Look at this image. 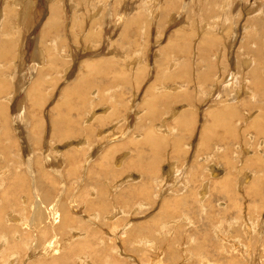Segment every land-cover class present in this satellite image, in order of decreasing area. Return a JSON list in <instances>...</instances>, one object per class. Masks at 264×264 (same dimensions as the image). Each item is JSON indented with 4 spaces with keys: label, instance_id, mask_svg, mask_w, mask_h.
I'll use <instances>...</instances> for the list:
<instances>
[{
    "label": "bare ground",
    "instance_id": "obj_1",
    "mask_svg": "<svg viewBox=\"0 0 264 264\" xmlns=\"http://www.w3.org/2000/svg\"><path fill=\"white\" fill-rule=\"evenodd\" d=\"M41 1V0H40ZM50 1V0H49ZM48 0H46V3L48 4V2H49ZM55 1V0H54ZM65 1V0H64ZM116 1V0H115ZM120 1H122V0H120ZM147 1V0H146ZM149 1H152L153 2V0H149ZM157 1H159V3H163L165 6H166V3H168V6L167 7H169L175 0H162V1H160V0H155L154 2H157ZM168 1V2H167ZM198 2H199V0H197ZM235 1V0H234ZM233 1V2H234ZM237 1V6L238 5H240L239 3H238V0H236ZM242 1V0H241ZM244 1V0H243ZM1 2H2V0H0V95L1 94H3V93H5L7 90H8V83H6L7 81L5 80V79H3V76H2V74H3V72L5 71L4 69H5V66H6V64L7 63H9V62H12V60H11V58H13V60H15V58L17 57L18 58V60L19 61H15V64L13 65V66H16L17 68L18 67H20L21 66V64H23L24 62H25V60H28V59H30V61L32 62V65H31V68H32V70H31V72L30 73H27V74H25V71L23 72V71H21V77H19V80H20V82H18L19 84H20V88H26V87H28L29 86V81L31 80V77H30V75H33L34 73L33 72H36L37 74H36V76H35V78H33L32 80H34L33 82H32V84L30 85V88H26V91H27V93H28V99L30 100V102L32 103V107L34 108V110L37 112V110L38 109H40L39 107H41V108H43V107H45L46 106V102H47V99H46V95H45V90H43V89H45V84H48V80H47V77L45 76L46 74L45 73H53L54 71H56V70H54V69H56V68H58V69H62V70H64L65 69V72L67 73V75L69 76L70 75V72L72 71L71 69H73V68H71V67H74V66H72V65H74L73 64V62H68V60L70 61V60H73V59H71V58H67V57H63V58H67V59H65V61H67L68 62V64H58V63H67V62H65L64 60H61L60 59V57L58 56V55H56V56H54V57H52L53 55V51L51 52V51H49L48 49V51L49 52H51L50 54L51 55H49V53H48V55L49 56H47V53L44 51V49L41 47L42 46V44H40V43H43L45 40H46V36H49L50 35V32H54L55 31V33L53 34L52 33V35H58V37H59V33H58V31H57V29L59 28V26H61V23H62V6H59V4L57 5V4H55V3H49L48 4V6H47V8H48V12H47V10L46 9H42V6H39L38 4H37V2L36 1H34V0H5L3 3H4V5L3 4H1ZM45 2V1H44ZM67 2V1H66ZM84 2H86V1H84ZM103 2V1H102ZM101 2V3H102ZM112 2H114V1H112ZM118 2V1H117ZM125 2V1H124ZM124 2L122 1V3L124 4ZM132 2H133V0H132ZM131 2V3H132ZM140 2V1H139ZM176 2V1H175ZM196 2V1H195ZM229 1L228 0H225L224 1V4H227ZM231 2H232V0H231ZM240 2V1H239ZM258 2H260V1H258ZM41 3V2H40ZM116 3V2H115ZM141 3V2H140ZM242 3V2H241ZM76 4V3H75ZM89 4V3H88ZM98 4H99V2H98ZM138 4V3H137ZM146 4V3H145ZM179 4V3H178ZM230 4V3H229ZM232 5H233V3H231ZM260 5L259 6H257V9H255V11H253V12H251L250 10L248 11L249 13H250V16L245 20V22L244 23H242V25H241V27L239 28L240 30H242V32H240V34H242V38H241V40H239L240 41V46L238 47V49L235 47V50L237 49V51H235V52H233L234 53V55H235V57H234V55H232V57H234L235 59H234V61H233V66H235V70L233 69V70H231V76H229L228 74L226 75V79H227V77L229 78L228 80H226L227 81V83L228 84H226L225 86H232V87H234V88H232L233 90L228 94V96H225V94H226V91H225V94H221V92L219 91L218 92V87H220L223 83L220 81H211L212 80V78H211V82H213V87H215V88H213V87H211V92H205L204 93V90H203V88L202 87H200V86H198V85H196L197 86V90L198 91H196V94H198L199 92L201 93V94H203V95H206L207 93L209 94V97H208V95H207V98H206V101H208V102H211V104L208 106V108H207V110H206V112L204 111V113H207V112H209V114L207 115L208 117H210L211 118V122H213V123H211V124H209V125H207L205 122H207V120H205L206 119V116H205V114H204V123H203V125H202V128H201V133H200V141H202L201 143H200V141H199V146H200V144H201V146H200V151H199V146L198 145H196L195 143V145L196 146H194L193 144V146H194V153H195V156L198 154H200V152L202 151V147H204V146H206V145H208V146H210V144L212 143V139L213 138H209V137H215L214 135H210L208 132L209 131H211V129H213V127H215V126H217V125H219V124H221V122H224L222 125H225L222 129H224L225 127H227L225 130H228V131H230L231 133L230 134H232V136L234 137L236 134H237V130H238V126H248L249 125V127L253 130V131H259L260 132V134L262 135V136H264V48H263V45H264V40H261L262 38L264 39V37H263V34H264V0H262L260 3H259ZM72 5V4H71ZM73 5H74V2H73ZM72 5V6H73ZM79 5H80V3H79ZM82 5V4H81ZM105 5V4H104ZM119 5H121V3L119 4ZM156 5V4H155ZM180 5V4H179ZM76 6V5H75ZM98 6H101L102 7V4L100 5H98ZM108 6V5H107ZM110 6V5H109ZM115 6H118V5H115ZM114 5H113V7L114 8H116ZM122 6V5H121ZM135 6H137L136 4H135ZM145 6V5H144ZM157 6V5H156ZM164 6V7H165ZM195 6H197V3H196V5ZM214 6V5H213ZM212 6V7H213ZM227 6H228V4H227ZM241 6V5H240ZM239 6V7H240ZM101 7H97L98 9H100ZM133 7H134V5H133ZM150 7V6H149ZM184 7H186V6H184ZM184 7H182V8H184ZM230 7V6H229ZM228 7V8H229ZM233 7V6H232ZM234 7H236V6H234ZM65 8V7H64ZM71 8V7H70ZM75 8V7H74ZM119 8V7H118ZM124 8V7H123ZM136 8V7H135ZM139 8V7H138ZM201 8V7H200ZM204 8V7H203ZM89 9V8H88ZM88 9H87V11H88ZM107 9H109L108 7H107ZM133 9V8H132ZM151 9V8H150ZM150 9H148V10H150ZM166 9V8H165ZM205 9H206V7H205ZM213 9V8H212ZM215 9V8H214ZM214 9H213V11H214ZM46 10V12H44ZM65 10V9H64ZM68 10V9H67ZM72 10V9H71ZM82 10V9H81ZM95 10V9H94ZM113 10V9H112ZM118 10V9H117ZM120 10V9H119ZM136 10V9H135ZM153 10V9H152ZM160 10V9H159ZM229 10V9H228ZM231 10V9H230ZM238 10V9H237ZM83 11V10H82ZM99 11V10H98ZM121 11V10H120ZM139 11V10H138ZM162 11V10H161ZM160 11V12H161ZM169 11V10H168ZM198 11V10H197ZM221 11V10H220ZM226 11V10H225ZM239 11H240V8H239ZM80 12V11H79ZM91 11H89V13H90ZM95 13H96V11H94ZM125 11H123V12H121V14L123 15L122 16V18H126L127 20H128V22H133V23H135L136 25H144V23L146 22H144L143 23V21H142V19H147L148 17H146L145 15V13H148V11H147V9H145V8H143L142 9V12H141V14L140 15H138V14H136V15H131L130 13H124ZM181 12V11H180ZM205 12V11H204ZM212 12V11H211ZM215 12V11H214ZM234 12V11H233ZM247 12V13H248ZM256 12V13H255ZM64 13V12H63ZM118 13V12H117ZM169 13V12H168ZM216 13H217V11H216ZM222 13V12H221ZM252 13H254V15L252 14ZM69 14H70V12H69ZM85 14H86V12H85ZM99 13H97V15H98ZM120 13H118V15H119ZM120 14V15H121ZM145 14V15H144ZM157 14V13H156ZM166 14V13H165ZM84 15V14H83ZM91 15V14H90ZM127 15H129V17L127 18L126 16ZM183 15V14H182ZM14 17V22L13 21H11L10 19H9V17ZM42 16H44V17H42ZM78 16V15H77ZM96 16V15H95ZM166 16V15H165ZM174 16L175 15H172V16H170L169 18V22L172 20V19H175L174 18ZM222 16H223V14H222ZM65 17H66V14H65ZM74 17H75V14H74ZM89 17H91V16H89ZM108 17V16H107ZM109 17H110V14H109ZM109 17H108V19H109ZM154 17V16H153ZM184 17V16H183ZM187 17V16H186ZM225 18H224V20L223 21H226V23L225 24H228V23H232V22H229L230 21V19H231V21L233 20V18L231 17V15H230V17H227L226 15L224 16ZM150 18V17H149ZM156 18V17H155ZM208 18V17H207ZM239 19H237V21H234V34H233V38L231 37V42L229 41V49L231 48V51H232V49H234V46H236V44L234 45V40L237 38V37H239V33L237 32V25H238V23H240L239 21H240V19H241V13L239 14V17H238ZM83 19V18H82ZM88 19H90V18H88ZM97 19V18H96ZM124 19H122V20H124ZM125 19V20H126ZM187 19V18H186ZM223 19V18H222ZM71 20V19H70ZM74 20V19H73ZM166 20H167V18H166ZM244 20V19H243ZM75 21H79V20H75ZM88 21H90V20H87V22ZM93 21H94V19H93ZM186 21V20H185ZM184 21V22H185ZM127 22V23H128ZM178 22V21H177ZM202 22V21H201ZM228 22V23H227ZM69 23V22H68ZM74 23V22H73ZM85 23V22H84ZM170 23H172V21L170 22ZM169 23V24H170ZM67 24V23H66ZM80 24H82L83 25V20H81L80 21ZM88 24V23H87ZM106 24H107V22H106ZM109 24V23H108ZM124 24V23H123ZM203 24V23H202ZM205 25H203L202 27H203V29H202V31H201V29H199V28H201V27H199L198 28V30L196 31V33H195V35L194 34H192L191 33V31H189V29L185 32V29L184 30H180L179 29V31L178 30H175V31H178V34H177V32L175 33L176 34V37L174 38V39H170V40H168L167 41V43L166 44H162L161 46V51L162 52H164L165 54H167V55H169V56H171L172 57V54L174 53V52H176L177 54H185V53H187V55L190 53V51L194 54V53H196V51H202L203 52V50L206 48V46H209V45H214L215 43H218V42H216L217 40H216V38H219V35H218V37H216V36H214L213 34H211L208 30L209 29H211L212 27V30L213 29H215V27H216V25L214 24V23H212V24H206V23H204ZM230 24H228V25H230ZM73 25V24H72ZM99 25V24H98ZM114 25H117L116 23L114 24ZM121 25V24H120ZM149 25V24H148ZM189 25H190V23H189ZM227 25V26H228ZM10 26H12V28L10 27ZM67 26H69V24H67ZM87 26V25H86ZM88 26H90V25H88ZM118 26V25H117ZM116 26V27H117ZM123 26V25H122ZM128 26V25H127ZM141 26V27H142ZM169 26H171V25H169ZM199 26V25H198ZM224 26V25H223ZM232 25H230V27H231ZM13 27H15V29L13 28ZM97 27V26H96ZM96 27H95V29H96ZM110 28L112 27V24H111V26H109ZM140 27V26H139ZM219 27V26H218ZM68 28V27H67ZM66 28V29H67ZM100 28V27H99ZM114 28V27H113ZM119 28V27H118ZM143 28V27H142ZM144 28H147V27H144ZM143 28V30H145ZM258 28H260L259 30H257ZM60 29V28H59ZM72 29L73 28H71V31H72ZM86 29H87V27H86ZM84 30V31H87V30ZM112 29V28H111ZM117 29V28H116ZM124 29V28H123ZM126 29V28H125ZM124 29V30H125ZM131 29V28H130ZM153 29V28H152ZM191 29V28H190ZM216 29H217V27H216ZM233 29V28H232ZM54 30V31H53ZM113 30V29H112ZM139 30H140V28H139ZM148 30H149V28H148ZM166 30H167V28H166ZM226 30V29H225ZM95 31V30H94ZM98 31H99V29H98ZM98 31H97V33H98ZM102 31H104L103 29H102ZM129 31V30H128ZM138 31V30H137ZM168 31V30H167ZM216 31V30H215ZM257 31H260V34H261V32H262V38L260 39V44H259V46H258V48L256 47V49L254 48V46L253 45H250V44H255V42L258 40V32ZM122 32H124V31H122ZM133 32V31H132ZM136 32V31H135ZM139 32V31H138ZM141 32V31H140ZM144 32V31H143ZM145 32H146V30H145ZM201 32H202V34H201ZM213 32H214V30H213ZM225 33H226V31H224ZM9 33H10V35L12 34V33H19L18 35L19 36H22L23 37V39H21V41H20V43H19V50L18 51H16V49H18V44H17V37L15 36V35H12V36H10L9 35ZM61 33H62V31H61ZM64 33V32H63ZM89 33V32H88ZM92 33V32H91ZM130 33H131V31H130ZM147 33H149L148 31H147ZM216 33V32H215ZM222 33H223V31H222ZM21 34V35H20ZM68 34V33H67ZM82 34H84L83 32H82ZM87 34V33H86ZM100 34V33H99ZM118 34H120V32L118 33ZM139 34V33H138ZM143 34V33H142ZM164 34V33H163ZM224 34V33H223ZM17 35V36H18ZM102 35H103V33H102ZM108 35V34H107ZM111 35V34H110ZM114 35V34H113ZM122 35V34H121ZM222 35V34H221ZM260 35V36H261ZM18 36V37H19ZM61 36V35H60ZM90 36V35H89ZM106 36V35H105ZM109 36V35H108ZM112 36V35H111ZM224 36H226V35H224ZM230 36H231V33H230ZM229 36V37H230ZM62 38H63V36H61ZM59 38L60 40H62V38ZM94 37V36H93ZM100 37V36H99ZM98 38V37H97ZM109 38V37H108ZM113 38H114V36H113ZM128 38V37H127ZM235 38V39H234ZM20 39V38H19ZM18 39V40H19ZM65 39H66V37H65ZM112 39V38H111ZM126 39V38H125ZM215 39V40H214ZM31 41V42H33V46H34V49H33V46H32V49L33 50H31L32 52H29L28 51V41ZM49 40L50 41H52V42H55V41H57V39L55 40L54 39V37L52 36L51 37V35H50V37H49ZM70 42H71V40L70 39H68ZM77 40V39H76ZM113 40V39H112ZM116 40V39H115ZM237 40V39H236ZM245 40H247L246 42V44H244V41ZM36 41V42H35ZM68 41V42H69ZM99 41V40H98ZM117 41V40H116ZM161 41V40H160ZM218 41H220V40H218ZM238 41V40H237ZM255 41V42H254ZM64 42H66V40L64 41ZM63 42V43H64ZM69 42V43H70ZM78 42V41H77ZM135 42V41H134ZM141 42V41H140ZM155 42V41H154ZM164 42V41H163ZM162 42V43H163ZM221 42V41H220ZM258 42H259V40H258ZM257 42V43H258ZM39 43V44H38ZM56 43V42H55ZM55 43H52V44H50L49 45V47L50 48H54L55 47ZM69 43H67V44H69ZM112 43V42H111ZM115 43V42H114ZM119 43V42H118ZM117 43V44H118ZM46 44V43H45ZM66 44V45H67ZM100 44V43H99ZM132 44V43H131ZM157 44V43H156ZM244 44V45H243ZM31 45V44H30ZM61 45H62V42H61ZM65 45V43L63 44V46ZM70 45V44H69ZM137 45V44H136ZM143 45V44H142ZM141 45V46H142ZM155 45V44H154ZM159 45V44H158ZM231 45H233V47H231ZM63 46H62V48H63ZM73 47L75 46V45H72ZM101 46H102V44H101ZM100 46V47H101ZM110 46V45H109ZM115 46V45H114ZM201 46H203V47H201ZM238 46V45H237ZM242 46V47H241ZM57 47L58 48H55V49H61V46L59 47V45H57ZM73 47H70V48H72L73 49ZM77 47V46H76ZM82 47V46H81ZM96 47H98V46H96ZM111 47V46H110ZM109 47V48H110ZM119 47V46H118ZM117 47V48H118ZM156 47V46H155ZM212 47V46H211ZM216 47H219L218 45L216 46ZM78 48V47H77ZM86 48V47H85ZM92 48V47H91ZM108 48V49H109ZM135 48V47H134ZM139 48V47H138ZM203 48V49H202ZM239 48L240 49H242V48H245V49H247V50H249V51H251L253 54H251V53H249V51H247V53H244L245 55H244V57H239L238 58V54H237V52H238V50H239ZM66 48H64V49H62V50H65ZM88 49V48H87ZM87 49L85 50V51H87ZM99 49V48H98ZM112 49V48H111ZM71 50V49H70ZM75 50H77V49H75ZM103 50H104V48H103ZM105 50H107V49H105ZM209 50V49H208ZM243 50V49H242ZM16 51V52H15ZM58 51H60V50H58ZM67 51V50H66ZM81 51H83V50H81ZM100 51H102L101 50V48H100ZM108 51H111V50H108ZM115 51H117L116 49H115ZM138 51V50H137ZM18 52V54H17V56H16V53ZM68 52V51H67ZM77 52V51H76ZM75 52V53H76ZM78 52H79V49H78ZM89 52V51H88ZM99 52V51H98ZM198 52V53H199ZM246 52V51H245ZM70 53V52H69ZM96 53V52H95ZM111 53V52H110ZM118 53V52H117ZM211 53V52H210ZM232 53V52H231ZM13 54H14V57H13ZM81 54V53H80ZM79 54V55H80ZM104 54V53H103ZM115 54V53H114ZM140 54V53H139ZM200 54V53H199ZM212 54V53H211ZM211 54H207V50H206V55H209L210 57H211ZM218 59L221 57V53L218 51ZM227 54V53H226ZM60 55H62V54H60ZM64 56H66V54L64 53L63 54ZM73 55V54H72ZM104 55H106V53L104 54ZM166 55V56H167ZM186 55V54H185ZM186 55V56H187ZM197 55V54H196ZM205 55V54H204ZM205 55V56H206ZM216 55V54H215ZM76 56V55H75ZM85 56V55H84ZM98 56V55H97ZM189 56H190V54H189ZM198 56V55H197ZM204 56V57H205ZM212 56H214V55H212ZM224 56H225V54H224ZM51 57V58H50ZM83 57V56H82ZM108 57V56H107ZM107 57H106V59H107ZM121 57V56H120ZM136 57V56H135ZM170 57V58H171ZM176 57V56H175ZM184 57V56H183ZM51 59V61H50V63L48 64V66L45 68L46 70L45 71H42L41 72V74H39L38 75V68L39 67H42L46 62H48V59ZM54 58V59H53ZM62 58V59H63ZM74 58V57H73ZM174 58V57H173ZM172 58V59H173ZM189 58V57H188ZM237 58L239 59L238 61H237ZM83 59V58H82ZM105 59V58H104ZM110 59V58H109ZM134 59V58H133ZM150 59V58H149ZM184 59V58H183ZM217 59V56H215V60ZM217 59V60H218ZM241 59V60H240ZM119 60V59H118ZM128 60V59H127ZM135 60V59H134ZM134 60H133V62H134ZM136 60H137V58H136ZM180 60V59H179ZM188 60L189 59H187L186 61L188 62ZM53 61H56L57 62V64L56 63H54ZM85 61V60H84ZM83 61V62H84ZM115 61H117V59H115ZM114 60H113V62H115ZM130 61H131V59H130ZM168 62H169V60H167ZM170 61H172V60H170ZM186 61H184V63H186ZM27 62V61H26ZM83 62H81L80 63V65H79V68H76V69H80L81 71L79 72L80 74L79 75H77V76H75V77H77V78H75V81L71 84V85H69V89L70 90H68L69 92H71V94H72V96H75V97H77L78 98V100H79V105H81L82 106V104L83 103H87V100L88 99H92V98H88V97H90L88 94H87V92H88V90L90 89V87H92L93 86V84H92V80H90V77L89 76H91V75H93V74H97L98 75V73H100V74H103V72H105L104 74H106L107 72V70L108 69H110V68H113V64H112V62L109 60V61H97V62H93V61H88V62H85V63H83ZM120 61H117V63L118 64H120L119 63ZM126 62V61H125ZM161 62V61H160ZM203 62V61H202ZM230 62V61H229ZM128 63V62H127ZM165 63V62H164ZM171 63V62H170ZM170 63H168V64H170ZM196 63H198L197 61H196ZM216 63V62H215ZM231 63V62H230ZM116 64V63H115ZM114 64V65H115ZM131 64V63H130ZM152 64V63H151ZM188 64V63H187ZM201 64V63H200ZM212 64H213V62H212ZM217 64H219V63H217ZM225 64V63H224ZM9 65V64H8ZM46 65V64H45ZM136 65V68H137V70L134 72V78H135V82H140V81H142V79L145 77V76H143V78H142V73H143V64H139V60L136 62V64L134 63V65H133V67ZM159 65V64H158ZM171 65H174L173 63L172 64H170V66L168 65V69H169V67H170V69L169 70H173L170 74H168V73H166L165 72V74L164 75H166V74H168V75H166L165 77L166 78H177V77H183V76H186V75H188L187 74V72H185V70H182L183 68H185V67H182L181 68V66L180 67H178L177 65V67L178 68H181V69H177V68H173V67H175V66H171ZM189 65V64H188ZM196 65V64H195ZM112 66V67H111ZM118 66V65H117ZM120 66V65H119ZM118 66V67H119ZM165 66V65H164ZM183 66H184V64H183ZM202 66V65H201ZM232 66V65H231ZM10 67H12V65L10 66ZM24 67V66H23ZM116 67V66H115ZM237 67H238V69H237ZM71 68V69H70ZM130 68V67H129ZM153 68V67H152ZM173 68V69H172ZM188 68V70H190L189 69V67H187ZM193 68V67H192ZM221 68V67H220ZM234 68V67H233ZM14 69V68H13ZM23 69V68H22ZM21 69V70H22ZM43 69V68H42ZM114 69V68H113ZM113 69H110V70H113ZM120 69V68H119ZM144 69H145V66H144ZM148 69V68H147ZM163 69V68H162ZM194 69V68H193ZM198 69V68H197ZM7 70H8V67H7ZM10 70V69H9ZM71 70V71H70ZM73 70H75V69H73ZM85 70H87L86 72H85ZM116 70V72H114ZM115 70H113L112 72H114L113 74H114V76L115 77H119V78H121L123 81H124V83H128V79L126 78V75L122 72V71H117V69L115 68ZM127 70H129V69H127ZM168 70V71H169ZM195 70V69H194ZM20 71V70H19ZM33 71V72H32ZM70 71V72H69ZM154 71V70H153ZM167 71V72H168ZM187 71V70H186ZM198 71H200V70H198ZM220 71V70H219ZM9 72V71H8ZM14 72V71H13ZM17 72V71H16ZM73 72V71H72ZM127 72V71H126ZM191 72V71H190ZM197 72V71H196ZM5 73V72H4ZM56 73H58V71L56 72ZM69 73V74H68ZM85 73H86V75H85ZM203 73V72H202ZM201 73V74H202ZM74 74H77V72L76 73H74ZM127 74V73H126ZM129 74V73H128ZM127 74V75H128ZM153 74H154V72H153ZM156 74V73H155ZM194 74H195V72H194ZM198 74H200V72L198 73ZM204 74V73H203ZM202 74V76H204ZM18 75V74H17ZM54 75V74H53ZM111 75V74H110ZM144 75V74H143ZM150 75V74H149ZM103 76H107V75H103ZM114 76H113V78H114ZM195 76V75H194ZM193 76V77H194ZM207 76V75H206ZM206 76H204L203 77V79H205L206 78ZM219 76H220V74H219ZM223 76V75H222ZM221 76V77H222ZM240 76V77H239ZM8 77V76H7ZM18 77V76H17ZM70 77V76H69ZM98 77H100V76H98ZM157 77H158V73H157ZM156 77V78H157ZM225 77V76H224ZM48 78H50V77H48ZM52 78L54 79V77L52 76ZM52 78H51V80H52ZM68 78V77H67ZM71 78V77H70ZM72 78H73V76H72ZM92 78V77H91ZM106 78V77H105ZM108 78V77H107ZM110 78V77H109ZM119 78H118V80H119ZM133 78V77H132ZM131 78V79H132ZM154 78H155V76H154ZM202 78V77H201ZM208 78H209V76H208ZM217 78H218V74H217ZM223 78V77H222ZM11 79V78H10ZM74 79V78H73ZM76 79H77V81H76ZM95 79V78H94ZM116 79V78H115ZM145 79V78H144ZM153 79V78H152ZM151 79V80H152ZM162 79V78H161ZM171 79V80H172ZM191 79V78H190ZM220 79V78H219ZM218 79V80H219ZM223 79H225V78H223ZM223 79H221V80H223ZM18 80V79H17ZM31 80V81H32ZM55 80V79H54ZM53 80V81H54ZM71 80V79H70ZM95 80H97V79H95ZM99 80V79H98ZM97 80V81H98ZM149 80V79H148ZM159 80V79H158ZM164 80H165V78H164ZM171 80H168V81H171ZM196 79L194 78V81H195ZM217 80V79H216ZM52 81V82H53ZM67 81V80H66ZM97 81H96V83H95V85L97 84ZM110 81H111V78H110ZM113 81H115V80H113ZM155 81H157V80H155ZM155 81H153V83L155 82ZM167 80H165V82H166ZM167 81V82H168ZM173 81V80H172ZM178 81H179V79H178ZM189 81V80H188ZM64 81L62 80V83H63ZM112 82V81H111ZM118 81H116V83H117ZM130 82V84L131 85H133V81L132 80H130L129 81ZM151 82V81H150ZM208 82V81H207ZM61 83V84H62ZM122 83V82H121ZM144 83V82H143ZM153 83H151V84H153ZM158 83H160V81L158 82ZM196 83V82H195ZM110 84V83H109ZM108 84V85H109ZM145 84V83H144ZM150 83H149V85H151ZM207 84V83H206ZM8 85V86H7ZM16 85V84H15ZM49 85V84H48ZM54 85V84H53ZM115 85V84H114ZM138 85V84H137ZM155 85V84H154ZM19 86V85H18ZM57 86V85H56ZM97 86V85H96ZM117 86V85H116ZM136 86V85H135ZM151 86H153V85H151ZM151 86H149V88H148V85H146V87H147V92L148 91H151V90H149L150 88H151ZM202 86H203V84H202ZM224 86V87H225ZM62 87V86H61ZM107 87V86H106ZM181 87H183V85H181V84H179V83H175V84H173V85H163V84H160V85H156V86H154V90H155V92H158V93H156L157 94V96L156 95H154L153 94V96L152 97H147V99H144L142 102H147V105L148 106H150V108H149V110H148V112H149V115L151 116V118L153 119V124H152V121H151V125H149L148 127H147V129H146V131L144 130V132L143 133H145L144 134V136L142 137V136H139V135H137V134H134V136H133V138L131 139V138H129L128 139V142L129 143H132V146L133 145H135L136 147H138V146H142V145H151L152 146V149H153V152L155 153V154H160V150L164 147V144H165V141L166 140H164L165 138L167 139V137L169 136V135H171V130L173 129H175V128H178V125H180L181 126V128H185V129H190L191 128V126H194L193 125V113H192V109H191V105H189L190 107V109L192 110H189L188 108H187V104L186 105H183V106H181V107H177V106H175L174 104H173V106L166 112V113H164L163 115H162V117H160V118H156V107L154 106V103L155 102H160L162 99H164V100H166L165 102H167L168 103V106L167 107H170V104L169 103H171L172 104V102L175 100L176 102L177 101H179V100H183L184 98V96H188V94H187V92H183L182 91V89H181ZM208 87V86H207ZM210 87V86H209ZM68 88V87H67ZM109 88H110V86H109ZM12 89V88H11ZM49 89V88H48ZM53 89H55V87L53 88ZM66 89V88H65ZM64 89V90H65ZM98 88H96V90H97ZM100 89V88H99ZM106 89V88H105ZM115 89V88H114ZM113 89V90H114ZM118 89V88H117ZM121 89V88H120ZM137 89V88H136ZM140 89V88H139ZM188 89V88H187ZM187 89L185 88V90L187 91ZM220 89L222 90V88L220 87ZM225 89H227V88H225ZM64 90H63V93L65 94V93H69L68 91L67 92H64ZM91 90V89H90ZM89 90V91H90ZM109 90V89H108ZM183 90H184V88H183ZM196 90V89H195ZM16 91V94L17 95H15V93H14V95H10V94H12V93H10L9 94V96H8V98H6V99H8V100H10V103L13 101V104H12V106H13V108L14 107H17V104H18V113H16L15 114V119H17V120H15V122H17V121H20L21 122V128L22 127H28L27 125H30V127H29V141H28V144H26V145H28V146H25L24 145V147H26L27 149H28V151H29V153H31V154H29L28 152H26V158H27V160L29 159V164H27L26 166L27 167H29V168H31V165H33V164H36L37 163V159L35 158V155H34V153H35V146H40L41 144H46V145H49V144H47L48 142H45L46 140H50V142H51V139H52V137H53V135L55 136V134H57V133H60L59 134V138H64V137H66L67 135H69V134H71L69 131H67V130H70L71 131V129L73 128V127H71V129H67V127H66V129L64 130V127H62V122H63V120H60V118H62L63 117V115L64 114H62V113H60L59 111H57V113H58V115L56 114V117H53V114H52V116H51V118L50 119H46L45 120V122H44V120H42L41 118H40V116L39 115H37L36 116V112L35 113H33L32 115H30V118L28 117V112H27V106H26V104H27V101H26V96H25V98H23V100L21 99V101L18 103V101H19V99H18V96H19V92H18V90H15ZM55 91V90H54ZM60 91V90H59ZM59 91H58V93H59ZM100 91V90H99ZM99 91L97 92V93H99ZM104 91V90H103ZM103 91H101V93H99V94H97V96L98 95H103ZM117 91V90H116ZM182 91V92H181ZM223 91V90H222ZM255 91H257L256 92V94H255ZM51 92V91H50ZM95 92V91H94ZM119 92V91H118ZM141 92V91H140ZM144 92V91H143ZM195 92V91H194ZM217 92H218V102L219 103H216V104H214L213 103V101H215V100H213V101H211V99L212 98H214L215 97V94H217ZM19 93V94H18ZM25 93V92H24ZM106 93V92H105ZM150 94L152 93V92H149ZM190 93V92H189ZM193 93V92H192ZM199 93V94H200ZM257 93H258V95H257ZM23 94V93H22ZM57 94V93H56ZM56 94H55V96H56ZM95 94V93H94ZM93 94V95H94ZM115 94V93H114ZM137 94H139V93H137ZM54 95V94H53ZM69 95H70V93H69ZM91 95V94H90ZM93 95H92V97H93ZM132 95H134V94H132ZM140 95V94H139ZM152 95V94H151ZM191 95V94H190ZM22 96V95H21ZM95 96V95H94ZM117 96V95H116ZM119 96V95H118ZM135 96H136V93H135ZM158 96H161L162 98H158ZM198 96V95H197ZM248 96H252V99L251 100H253L254 101V104L253 105H255V108H253L254 106L253 105H251V106H249V102L248 103H246V97H248ZM259 96V97H258ZM15 97V99H13ZM106 97V96H105ZM194 97H196V96H194ZM257 97L259 98V100H260V103L257 101ZM57 98V97H56ZM102 98V97H101ZM117 98V97H116ZM190 98V97H189ZM216 98H217V96H216ZM53 99V98H52ZM97 99V98H96ZM142 99V98H141ZM171 99H173V100H171ZM176 99H179V100H176ZM193 99H195V98H193ZM15 100V101H14ZM77 100V101H78ZM103 100V99H102ZM104 100H108V98L107 99H104ZM111 100H113V97H112V99ZM122 100V98L120 99V101ZM131 100H133L132 98H131ZM171 100V101H170ZM186 100V99H185ZM3 101V100H2ZM64 101V100H63ZM62 101V102H63ZM90 101V100H89ZM97 101H99V99L97 100ZM110 101V100H109ZM139 101V98H138V100H137V102ZM149 101V102H148ZM168 101H170V102H168ZM187 102H188V100H186ZM65 102H67V101H65ZM71 102H73V101H71ZM90 102H92V101H90ZM89 102V103H90ZM93 102H95V101H93ZM106 102V101H105ZM104 102V103H105ZM112 102V101H111ZM117 102V101H116ZM186 102V103H187ZM204 102V101H203ZM216 102V101H215ZM56 105H53L54 106V109L55 108H59L60 107V109H61V107H62V105H63V103H61V101H60V103H58V101H56ZM110 103V102H109ZM205 104H207L206 102H204ZM6 103L4 102V103H2V102H0V166L2 165V167H0V186L1 187H3L2 185H6V187H5V189L2 191V197L3 198H1V195H0V264H67V262H69V260H71V258L70 257H72V256H74V255H77L76 257H78V261H79V264H91V262H90V260L88 259L89 258V256L87 255V254H85L86 252V250H90V251H92V253L93 254H95V255H102V256H104L103 258L105 259H103L102 258V256H101V258L102 259H100V260H102L101 262H103L104 264H126V259H128V263H132V264H136V263H140V264H193V262L192 261H190V259H188V260H185V259H187L188 257H192L193 256V258L195 257V258H197L198 260V262L200 263V264H221V263H224V264H233L234 262H235V264H238L239 263V261H238V263H236V260H234V258H236L238 255V253H237V251L239 250V248H240V250H242V254H240V255H243V257H245V258H247V260H248V262H252V258H253V256L255 255V252H256V249H254V250H252L253 248H252V246H249V245H245L244 243H242L241 241L242 240H240V238H238V239H236V238H233L229 233H227V231L228 232H230L229 231V229H228V224H227V228L225 229V228H223V225L224 224H222L223 222L222 221H218L214 226H213V228H214V231H213V234H215V237H213V235H209L208 234V236H207V239H199V235H198V237H194V238H192L191 239V244L188 246V248L186 247V249H188L187 250V254L186 255H181L180 254V251L179 250H181L182 248H179V250L174 246V245H172L171 247H169V246H166L167 248H163V246H165V245H163V240H157L158 239V237H157V230H160V229H165V227H166V225L169 223V222H171V221H174V223L175 224H177V223H180V220L182 219V218H184L183 219V221L184 220H187L188 218L186 217V216H184V217H182V218H180L179 220H171V219H169V216L171 215V213H172V211L174 210L175 211V213H177L176 212V209L178 210V208L180 207V205H181V203L180 202H178V201H176V199L174 200V199H171V198H168V200L167 199H165L164 200V203H162L163 204V207H162V210H161V212L160 213H157V215L155 214V215H153L152 214V218L150 219V221L148 220H146L145 221V219H144V223H137V225H134V224H132L130 221H129V223L127 222V225L125 226L126 228V230H127V228H129L128 226H130L131 224L132 225H134L130 230H129V232H126V233H129V237L128 238H126V240L128 239L129 240V243H130V245L132 244L133 246H132V248H133V250H131V249H128L127 247H126V250L125 249H119V248H114V246L112 247V245L110 246V245H105L106 244V242H104L105 240H106V238H105V240H103L104 239V237H102V238H100V237H98L99 235H100V231L97 229V228H93V227H95V226H90V223H86V222H83V223H78V221L77 220H75V216H76V213H75V216L71 213V212H69V209H67L65 206H64V204H60V201H58V200H56V199H54L53 197L54 196H56V195H54L53 196V192H54V189H55V187L53 188H47V189H40V191L43 193L42 195H41V193L40 192H38V190H39V188H38V185H36V182L38 181H36V179H37V177L38 176H36L35 177V175H33V177H32V181H31V184L29 185V186H27V187H25L26 185H25V179H23V175H24V172L27 170L26 168V170H24L23 171V174H22V172L20 171V168L22 169V167H20V166H22V164H24V161H23V163H21V164H19V167H17V168H15V167H10V170H14L13 172L12 171H10V173L8 174V170L7 169H2V168H4V164H8L9 162V160L10 161H12V160H15V158H14V155H16L18 152H20V148H18L17 146L18 145H16L15 143L18 141V140H16V142H14V141H12L11 139H9V137H8V134H9V127H8V125H7V121H9L8 120V113H9V111L7 110V108L5 107L6 105H5ZM67 103H65V105H66ZM91 104V103H90ZM95 104H96V102H95ZM94 104V105H95ZM131 104H132V102H131ZM245 104L247 105V106H245ZM252 104V103H251ZM93 105V104H92ZM110 105V104H109ZM109 105H107V106H109ZM119 105V107L121 106L120 104H118ZM123 105V104H122ZM134 105V104H133ZM133 105H132V107H133ZM146 105V104H145ZM195 105V104H194ZM11 106V105H10ZM48 106V105H47ZM64 106V105H63ZM84 106V105H83ZM82 106V107H83ZM85 106H87V104L85 105ZM98 106V105H97ZM131 106V105H130ZM197 106H198V104H197ZM204 106V105H203ZM253 106V107H252ZM66 107H67V105H66ZM118 107V106H117ZM124 107V106H123ZM218 107V108H217ZM246 107H247V109H248V111H251L250 110V108L249 107H252L254 110L253 111H251V112H253V114L252 113H250V112H248V111H246V110H243V109H246ZM72 108V107H71ZM76 108V107H75ZM87 108V107H86ZM103 108V107H102ZM108 108H111V106H109V107H106L105 109H102L103 110V112H101L100 110V112L98 111V110H94V109H92V107H91V111L89 112L88 110V112H86L85 114H86V117L83 119V124L85 123V121L86 120H90V119H92L91 121H93V123L90 125L89 124V126H87L86 127V131H89V130H91V128H92V126H93V124H94V122L96 121V119L98 120V121H100V120H102L103 121V119H104V121L103 122H105V120H109L110 121V123L111 122H113L110 126H108V127H104V129H102L103 130V132H104V134H102V131H99L98 132V135L100 134L101 136L103 135V137H104V139H102V142H103V140H105V139H107V141H104V144L106 143V142H111V141H113L111 144H99L98 146H94L93 144H91V146L89 145V142L86 140V139H83L82 137V139H81V141H79V142H72V141H70L69 140V138L68 139H66L65 140V138L63 139V140H65L64 142H60V143H64L65 144V142H66V145H67V147L68 146H70L71 147V149H72V152H80V153H83L84 155H85V158H87V160L90 158V156H91V153L93 152V155L94 154H98L99 153V156H98V158H100V162L99 161H97V164H98V166H97V170L101 173V171L102 170H105V171H109V172H111V173H107V172H105V173H103L102 174V176L104 175V176H107L108 174H115V176H116V174H121V177L125 174V173H127L128 171H127V169L129 168V167H132V165L138 160V157H136L137 158V160L134 158V157H130L129 158V156H130V154H131V151L130 150H126V151H124V152H122V153H120V151H119V148H118V146L119 145H121V144H124V143H119V140L120 139H122L123 137H121V134L122 133H120V132H123L124 133V131H123V128L124 127H126V125L127 124H123V123H125L126 122V120H127V115H128V113H127V115H123V116H120V117H116L114 120L111 118V116L112 115H115V113H112V111H113V109L111 108L110 110H107ZM141 108V105H140V107H139V109ZM195 107H193V109H194ZM197 108V107H196ZM199 109H200V107H198ZM50 109V111H51V107L49 108ZM59 109V110H60ZM69 109H70V107H69ZM116 109V108H115ZM123 109V108H122ZM188 109V110H187ZM56 110V109H55ZM75 110V109H74ZM73 110V111H74ZM79 110H80V108H79ZM78 110V111H79ZM82 110V109H81ZM120 110H121V107L120 108H118V109H116V115L117 114H119V113H121L120 112ZM130 110V107L128 108V110H126V112L127 111H129ZM201 110V109H200ZM199 110V111H200ZM52 111H53V109H52ZM52 111H51V113H52ZM84 111H85V107H84ZM99 113H98V112ZM121 111H123V110H121ZM131 111L133 112V115L131 114L130 115V117L132 116V119H133V116L135 115V118H136V120H138V111L139 110H136V109H134L133 110V108H131ZM157 111H159V110H157ZM56 112V111H55ZM76 113H77V111H75ZM38 113V112H37ZM46 113V112H45ZM82 113H84V112H82ZM141 113V112H140ZM130 114V113H129ZM241 115L242 117H243V119L241 120V121H238V123L237 124H239L238 126L237 125H235V123H234V120L237 118L236 117V115ZM46 115H48V114H46ZM109 115V116H108ZM202 115V114H201ZM201 115H200V119H202L201 118ZM102 116V117H101ZM65 117V116H64ZM64 117H63V119H64ZM66 117H67V115H66ZM46 118H48L47 116H46ZM73 118V117H72ZM82 118V117H81ZM129 118V117H128ZM151 118H149V119H151ZM241 118V117H240ZM78 119H79V116H78ZM132 119L130 120V122L132 121ZM23 120H24V123H23ZM69 120V119H68ZM146 120H147V118H146ZM195 120V119H194ZM203 120V119H202ZM213 120V121H212ZM66 121V120H65ZM90 121V122H91ZM108 121V122H109ZM127 121H129V120H127ZM27 124H26V123ZM48 122V123H47ZM172 122H174V123H172ZM201 122V121H200ZM18 123V122H17ZM67 123V122H66ZM70 122H68V124H69ZM88 123V122H87ZM86 123V124H87ZM106 123V124H105ZM105 123H102L103 125H107L108 123L107 122H105ZM136 123V122H135ZM171 123H172V126H171ZM50 125L51 126V130H50V134L48 133V128H47V125ZM74 124V123H73ZM73 124H70V125H73ZM85 124V125H86ZM123 124V125H122ZM145 124H147V123H145ZM201 124V123H200ZM16 125V124H15ZM19 125V124H18ZM79 125V124H78ZM99 125H101L100 123H99ZM136 125V124H135ZM143 125V124H142ZM196 125V124H195ZM199 125V124H198ZM206 125V126H205ZM13 126V125H12ZM79 126H81V124L79 125ZM205 126V127H204ZM220 126V125H219ZM219 126H217L218 128H220L221 129V126L219 127ZM42 127V128H41ZM129 127H130V134H131V132H133V129H135V127H133V125H132V123H129ZM190 127V128H189ZM200 127V126H199ZM17 128V127H16ZM21 128H19L20 130H21ZM39 128H41V131H43V134H40V132L38 131V129ZM142 128H143V126H142ZM192 128H194V127H192ZM218 128H217V130H218ZM242 128V127H241ZM43 129V130H42ZM76 129V128H75ZM93 129H94V127L92 128V130L91 131H93ZM99 129V128H98ZM97 129V130H98ZM179 129V128H178ZM251 129H249V130H251ZM125 130V129H124ZM127 130V129H126ZM191 130V129H190ZM195 130V129H194ZM198 130V129H197ZM197 130H196V132H197ZM216 130V131H217ZM240 130H242V129H240ZM246 130V129H245ZM16 131V130H15ZM85 131V130H84ZM90 131V132H91ZM176 131H178V130H176ZM176 131H173V132H176ZM182 131V130H181ZM181 131H179V132H181ZM198 131H200V130H198ZM214 131H215V129H214ZM20 132V131H19ZM27 132V131H26ZM72 132H74V131H72ZM79 132V131H78ZM77 132V133H78ZM183 132V131H182ZM186 132H188V130L186 131ZM191 132V131H190ZM193 132V131H192ZM191 132V133H192ZM213 132V131H212ZM211 132V133H212ZM226 132V131H225ZM224 132V133H225ZM241 132V131H240ZM23 133H25V131L23 132L22 130H21V132L19 133V135L20 134H22L23 135ZM77 133H76V135H77ZM80 133V132H79ZM85 133V132H84ZM136 133V132H135ZM184 133H185V131H184ZM189 133V132H188ZM191 133H189L190 135H191ZM218 132H216L215 134H217ZM220 133V132H219ZM242 133V132H241ZM244 133V132H243ZM73 134V133H72ZM74 134H75V132H74ZM94 134V133H93ZM181 134V133H180ZM188 134V135H189ZM193 134H196V133H193ZM214 134V133H213ZM256 134V133H255ZM260 134H256V135H260ZM83 135H85V134H83ZM82 135V136H83ZM99 135V136H100ZM123 135V134H122ZM128 135V134H127ZM127 135H125V137L127 136ZM133 135V134H132ZM174 135V134H173ZM175 135H177L176 133H175ZM256 135H254V138H255V136ZM71 136V135H70ZM73 136V135H72ZM81 136V135H80ZM79 136V137H80ZM98 136V137H99ZM180 136V135H179ZM179 136L177 137V139H179ZM195 137H196V139H197V136L196 135H194ZM220 136V135H219ZM224 136V135H223ZM228 136V135H227ZM230 136V135H229ZM241 136V135H240ZM239 136V137H240ZM248 136H249V134H248ZM247 136V137H248ZM22 137V139H23V136H21ZM121 137V138H120ZM129 137V136H128ZM134 137H135V139H134ZM170 137V136H169ZM184 137V136H183ZM187 137V136H186ZM185 137V138H186ZM207 137V138H206ZM226 137V136H225ZM224 137V140L226 141V138ZM232 137V138H233ZM258 137V136H257ZM85 138V137H84ZM88 138V137H87ZM188 138V137H187ZM237 138V137H236ZM249 138V140H250V137H248ZM247 138V139H248ZM253 138V139H254ZM259 138V137H258ZM55 139V138H54ZM53 139V140H54ZM75 139V138H74ZM80 139V138H79ZM97 139V138H96ZM99 139V138H98ZM97 139V140H98ZM101 139V138H100ZM136 139H140V140H142V141H138V142H136ZM174 139H176L175 137H174ZM195 139V138H194ZM193 139V140H194ZM219 137H218V141H219ZM231 139V138H230ZM262 139V138H261ZM260 139V140H261ZM6 140H9V142H7ZM181 140V139H180ZM180 140H178V144L180 143ZM184 140V139H183ZM222 140V139H221ZM239 140V139H238ZM237 140V141H238ZM258 140V139H257ZM26 141V140H25ZM68 141V142H67ZM77 141V140H76ZM174 141V140H173ZM182 141V140H181ZM188 142H189V140H187ZM191 142H192V140H190ZM196 140H194V142H195ZM230 142H231V140H229ZM234 141H235V139H234ZM97 142V141H96ZM127 142V141H126ZM186 142V141H185ZM228 142V141H227ZM248 142V141H247ZM262 142H264V141H262ZM26 143V142H25ZM25 143H23V144H25ZM87 143H88V145H89V147H87ZM92 143H94V142H92ZM99 143V141L97 142V144ZM170 143V142H169ZM215 143V142H214ZM216 143H217V141H216ZM220 143H221V141H220ZM220 143H219V145H220ZM245 144H247L246 142H244ZM244 143L241 141V142H237V145L235 146V148H237V149H234L236 152H234L233 154H234V156H235V158L234 157H232V158H234V160L235 159H238L239 158V161L240 160H242L241 162L245 165V166H247L246 165V160L248 159H246L245 160V158L246 157H250V155H249V153L251 152L250 150H248V148H247V146H248V144H247V146H245L244 145ZM258 143L260 144V142H259V140H258ZM257 143V144H258ZM72 144H74L73 146H71ZM182 144V143H181ZM206 144V145H205ZM225 144H226V142H225ZM253 144H254V142H253ZM258 144V145H259ZM128 145V144H127ZM131 145V144H130ZM227 145V144H226ZM228 145H229V143H228ZM234 145V144H233ZM250 145V144H249ZM64 146V145H63ZM167 146V145H166ZM165 146V147H166ZM170 146V145H169ZM168 146V147H169ZM172 146H174V144L172 145ZM185 146V145H184ZM255 147L254 148H256V145H254ZM167 147V148H168ZM187 147V146H186ZM189 147V146H188ZM187 147V148H188ZM213 147H215V146H213ZM226 147V146H225ZM229 147H231L230 145L228 146V148ZM45 148V147H44ZM54 147L53 146H48V150H50L51 152H52V150H54L55 151V149H53ZM55 148H58L57 147V145H55ZM140 148V147H139ZM147 148V147H146ZM151 148V147H150ZM166 148V149H167ZM173 148V147H172ZM172 148H170V149H172ZM177 148V147H176ZM209 148V147H208ZM212 147L210 146V149H211ZM251 148H252V146H251ZM250 148V149H251ZM260 148H262L261 147V144H260V146H259V151L261 150ZM264 148V147H263ZM41 149V148H40ZM65 148H63V151H61V150H59V149H56L57 150V152H58V154L63 158L64 157V155H65V150H64ZM141 149V148H140ZM139 149V150H140ZM148 149V148H147ZM165 149V148H164ZM165 149V150H166ZM169 149V148H168ZM204 149V148H203ZM206 149V148H205ZM13 150H16V151H13ZM24 150V149H23ZM138 150V149H137ZM145 150V149H144ZM143 150V153L145 152ZM150 150V149H149ZM164 150V151H165ZM191 150V149H190ZM207 150V149H206ZM205 150V151H206ZM216 151H221L222 149L220 148V147H217V149H215ZM227 150V149H226ZM225 150V151H226ZM231 150V149H230ZM258 150H255V151H258ZM122 151V150H121ZM134 151V150H133ZM180 151V150H179ZM212 151L214 152V150H213V148H212ZM233 151V150H232ZM263 151V150H262ZM139 153H142L141 152V150L140 151H138ZM147 152H149V151H147ZM147 152H146V154H147ZM166 152V151H165ZM181 152V151H180ZM179 152V153H180ZM188 152V151H187ZM199 152V153H198ZM230 152V151H229ZM228 152V153H229ZM254 152V151H253ZM132 153H134V152H132ZM161 153H164V152H161ZM178 153V152H177ZM191 153V151L189 152V154ZM209 153V152H208ZM207 153V154H208ZM211 153V152H210ZM216 153V152H215ZM218 153H220V152H218ZM226 153V152H225ZM227 153V154H228ZM259 153V152H258ZM52 154V153H51ZM67 154H71V152L70 151H68L67 152ZM79 154V153H78ZM176 154V153H175ZM202 154V153H201ZM221 154H222V152H221ZM235 154H237V156L235 155ZM260 154V153H259ZM258 154V155H259ZM24 155H25V153H24ZM72 155V154H71ZM87 155H89V157H86ZM137 155V154H136ZM152 156H155L156 158L158 157V155H153V154H151ZM191 155V154H190ZM192 155H194L193 153H192ZM205 155V154H204ZM212 155H214L213 153H212ZM217 155V154H216ZM224 155V154H223ZM231 155H232V153L230 154V157L228 156V159L229 160H231ZM264 155V154H263ZM17 156V155H16ZM70 155H68V157H69ZM79 156V155H78ZM149 156H150V154H149ZM161 156V155H160ZM194 156V157H195ZM210 156V155H209ZM225 156V155H224ZM255 156H257V155H255ZM260 156H262V155H260ZM25 157V156H24ZM47 157V156H46ZM45 157V158H46ZM70 157H72V156H70ZM75 157V156H74ZM115 157V158H114ZM144 157V156H143ZM145 157H147V156H145ZM219 157V156H218ZM237 157V158H236ZM258 157V156H257ZM114 158V159H113ZM165 158V157H164ZM206 157H204L203 158V155H202V159H205ZM207 158H208V155H207ZM206 158V159H207ZM214 158V157H213ZM216 158V157H215ZM253 158H255V157H253ZM252 158V159H253ZM262 157H258V160L259 159H261ZM52 159H53V157H52ZM61 159V158H60ZM59 159V161L61 162V160ZM81 159V158H80ZM80 159H75L76 161H77V163H75V165H74V167H72V168H70L69 169V171L70 172H67V173H71V172H78V168L80 169V162H79V160ZM111 159H113L112 161L114 162L115 161V163L114 164H111L110 163V161H111ZM141 159V158H140ZM152 159V158H151ZM151 159H149V158H147L146 160H145V167H142V168H140L141 169V171L143 172V174L144 175H148V176H150L151 177V179L150 180H144V178H143V174L142 175H135V174H133V173H127L125 176H123L122 178L120 177V178H118V177H115V178H113L114 179V181H112L113 183H110L109 182V180H108V182L110 183L109 184V186H108V188H109V190H108V192H109V195H116L117 197H118V199L117 200H120L119 198H120V196H122V197H124V196H130V201L131 202H133L134 204H136V206H134L133 207V209L132 210H129V212L127 211V210H125V209H123V208H121V207H117V205L116 204H114L115 206V208H116V210H115V212H113L112 214H107V219L109 220V221H112V220H114V219H117V218H121L122 219V215H124L125 213H129V214H131V213H138L141 209H145V208H148V207H150V204H149V202H150V196L151 195H153V192H154V187L156 188V189H158L157 191H158V193H156V197H158L159 199L161 198V199H163L166 195H167V192H168V194H174V192L173 193H171V191H172V188H174L173 186H175V185H178L179 187H180V183H181V179H183V182H184V180H185V178H182V176L181 177H179L178 175H181V174H183V172H181L180 173V169L176 166L177 164L175 163V162H172V163H170V165L168 166H165L164 167V169H163V171L165 170V173L163 174V175H161L160 174V172H157L156 170H158V169H156V165L157 166H159V164H156L157 163V159H153V160H151ZM165 159H168V158H165ZM220 159H221V157H220ZM227 159V158H226ZM264 159V158H263ZM263 159L261 160V161H263ZM20 160V159H19ZM71 160H74L73 158L71 159ZM192 160V159H191ZM198 160H199V158H198ZM201 160V159H200ZM210 160H211V158H210ZM228 160V161H229ZM258 160H257V162H258ZM21 161V160H20ZM44 161V160H43ZM49 161V160H48ZM50 161H51V158H50ZM56 161V160H55ZM59 161H58V163H59ZM66 161V160H65ZM168 161V160H167ZM172 161V160H171ZM175 161V160H174ZM189 161H190V159L188 160V163H189ZM194 161H195V159H194ZM222 162L223 161V159H221V160H219V162ZM231 161H233V160H231ZM230 161V162H231ZM254 161H255V159H254ZM71 162V161H70ZM69 162V163H70ZM85 162H86V160L84 159V162H83V167L80 169V170H82V169H84L85 168V172L87 171V168H88V165H86L87 167H85ZM159 162V161H158ZM165 163H166V161H164ZM201 162V161H200ZM229 162V163H230ZM233 162H235V161H233ZM232 162V163H233ZM250 162V161H249ZM259 162H260V160H259ZM53 163V162H52ZM57 163V164H58ZM71 163H73V162H71ZM127 163V166L125 165ZM137 163H139L140 164V162H137ZM162 163V160L160 161V164ZM168 163V164H169ZM195 163V162H194ZM197 163V162H196ZM204 163V162H203ZM210 163V162H209ZM217 163V162H216ZM255 163V162H254ZM253 163V166H252V169L253 168H259L260 167V165H261V163H260V165L258 164V163H256V164H258L257 166H255V164ZM25 164H26V162H25ZM41 164V163H40ZM39 164V165H40ZM50 164V163H49ZM54 164V163H53ZM190 164V163H189ZM263 164V163H262ZM9 165V164H8ZM11 165V164H10ZM9 165V166H10ZM38 165V166H39ZM56 165V164H55ZM55 165H53L54 167H55ZM59 166H60V164H58ZM63 164H61V166H62ZM66 165V164H65ZM166 165V164H165ZM208 165V164H207ZM225 165V167H226V165L228 166V164L227 163H225L224 164ZM231 165H233V164H231ZM230 165V166H231ZM5 166H7V165H5ZM8 166V167H9ZM14 166H15V164H14ZM37 166V167H38ZM60 166V167H61ZM136 166V164L134 165V167ZM143 166V165H142ZM43 167V166H42ZM47 167V166H46ZM48 167H51V166H48ZM64 167V166H63ZM70 167H71V165H70ZM94 167V166H93ZM116 167V168H115ZM160 167H161V165H160ZM198 167H200V166H198ZM235 167H236V165H235ZM250 167V166H249ZM246 168V169H249L250 170V168ZM264 167V166H263ZM33 168V167H32ZM68 168V167H67ZM162 168V167H161ZM218 167H216L215 165H214V163L213 164H211L210 166H209V169H208V171H209V174H208V177H207V179L206 178H203V182L200 180V183H201V185L199 186V188L197 189V193H195V196H197V198L196 199H198V200H200V202H205L206 200H207V198L209 197V193L211 194V190H209V186H210V184H212V180H213V176H222V175H224V174H219V172H217L218 171V169H217ZM233 168V167H232ZM239 168V167H238ZM245 168V167H244ZM243 168V169H244ZM50 169V171H51V168H49ZM131 169V168H130ZM155 169V170H154ZM189 169V168H188ZM187 169V170H188ZM229 169V168H228ZM33 170H34V168H33ZM55 171H51L53 174H55V175H62L63 173H62V171H61V169H54ZM91 170V169H90ZM101 170V171H100ZM119 170H120V172H119ZM133 170H135L134 168H133ZM136 170H138V169H136ZM156 172V174H154L153 172L154 171ZM186 170V171H187ZM222 170V169H221ZM36 171V170H35ZM92 171H93V169H92ZM130 171H132V170H130ZM194 170H192V172H193ZM201 171V170H200ZM231 171V170H230ZM256 172H257V170H255ZM44 172H46V171H44ZM66 172V171H65ZM85 172H83V173H85ZM216 172H217V175H216ZM264 172V171H263ZM28 173V172H27ZM37 172H35V174H36ZM38 173H39V171H38ZM88 173H89V175H91L90 173V171H88ZM96 173V172H95ZM158 173L160 174V175H158ZM163 173V172H162ZM188 173H189V171H188ZM200 173V172H199ZM224 173H225V171H224ZM228 174H229V172H227ZM226 173V174H227ZM254 172L251 170V171H248L247 173H242V171L239 173V175L237 176L238 177V181H237V183H235L234 184V187L236 186V188H237V190L239 189L240 191H241V187H247V191H257V190H259L260 188V184H261V179H260V177H258L257 175H254L253 174ZM261 173V172H260ZM259 173V174H260ZM5 174H8V176H7V178L5 177V176H3V175H5ZM33 174V173H32ZM138 174H139V172H138ZM192 174V173H191ZM258 174V175H259ZM82 175V174H81ZM87 175V174H86ZM95 175H100V174H95ZM94 175V176H95ZM202 175V174H201ZM233 175H235V174H233ZM27 176V175H26ZM30 176V175H29ZM43 176H45V175H43ZM84 176V175H83ZM83 176H81V178L83 177ZM93 176V177H94ZM109 176V175H108ZM113 176V175H112ZM148 176H146V177H148ZM179 178H178V177ZM191 176H193V175H191ZM195 176V175H194ZM204 176H205V174H204ZM226 176V175H225ZM231 176V175H230ZM261 176V175H260ZM63 177V176H62ZM77 177V176H76ZM100 177H101V175H100ZM187 177V176H186ZM222 177H224V176H222ZM235 177V176H234ZM30 178V177H29ZM41 178V180L42 179H44V177H40ZM87 178H89V176L87 177ZM99 178V177H98ZM118 178V179H117ZM138 178H140V179H138ZM181 178V179H180ZM188 178V177H187ZM186 178V179H187ZM263 178V177H262ZM7 179H8V184H6V181H7ZM53 179V178H52ZM59 179V178H58ZM94 179V178H93ZM107 179V178H106ZM191 179H192V177H191ZM219 179V178H218ZM221 179V178H220ZM225 179V180H224ZM223 179V181L221 180V183H222V186L224 185V184H226V186H232V183L231 182H229V180L231 179H229V176H226L225 178ZM6 180V181H5ZM40 180V179H39ZM47 180V179H46ZM48 180H50V179H48ZM55 180V179H54ZM79 180V179H78ZM101 180V179H100ZM28 181H29V179H28ZM63 181H64V179H63ZM74 181V180H73ZM72 181V182H73ZM95 181V180H94ZM177 182V183H175V182ZM197 181V180H196ZM215 181V180H214ZM218 181H220V180H218ZM3 182H5V183H3ZM33 182V183H32ZM75 182H76V180H75ZM104 182V181H103ZM107 182V181H106ZM171 182V183H170ZM174 182V183H173ZM38 183H40V182H38ZM43 183H45V182H43ZM64 183H65V181H64ZM63 183V184H64ZM173 183V184H172ZM189 181H187L185 184H184V186H189ZM216 183V181L214 182V184ZM220 183V182H219ZM219 183H216L217 185L219 184ZM33 184V185H32ZM50 184V183H49ZM48 184V185H49ZM55 184H56V182H55ZM58 184H60V183H58ZM62 184V183H61ZM125 184H127V185H129L128 186V189H130V191L129 192H125V187L127 186H124ZM130 184H133V185H130ZM175 184V185H174ZM193 184V183H192ZM198 184V183H197ZM214 184H213V186H214ZM41 185H42V183H41ZM47 185V186H48ZM57 185V184H56ZM65 185V184H64ZM169 186V187H171V185H173L171 188H169L167 191L164 189V188H166V186ZM182 185H183V183H182ZM216 185V186H217ZM33 186H34V188H35V190H33L34 188H33ZM51 186V185H50ZM124 186V187H123ZM157 186V187H156ZM212 186V187H213ZM225 186V187H226ZM41 187V186H40ZM62 187H64L63 185H62ZM183 187V186H182ZM262 187V186H261ZM42 188V187H41ZM68 188H70V185L68 184ZM67 188V189H68ZM99 188H101V187H99ZM107 188V189H108ZM185 188H187V187H185ZM53 189V190H52ZM103 189V188H102ZM177 189V188H176ZM181 189V188H180ZM192 189V188H191ZM190 189V190H191ZM196 189V188H195ZM212 189V188H211ZM231 189V188H230ZM8 190H11V193H8ZM56 190V189H55ZM70 190V189H69ZM117 190L119 191V193L117 192ZM174 190H175V188H174ZM178 190V189H177ZM176 190V191H177ZM194 190V189H193ZM223 192H225L226 194L225 195H227L228 193L230 194V192L228 191V189H227V187L226 188H222L221 189ZM234 190H236V189H233V191L232 192H234ZM262 190V189H261ZM62 192L61 193H63V188H62V190H61ZM101 191H103L104 192V189L103 190H101ZM185 191V190H184ZM187 191V190H186ZM210 191V192H209ZM212 191H214L213 189H212ZM216 191V190H215ZM252 191H251V193H252ZM55 192H57V191H55ZM54 192V193H55ZM66 192V191H65ZM103 192H100V193H103ZM108 192H106V194H108ZM183 192V191H182ZM236 192H238V191H235V193ZM242 192V191H241ZM246 192V191H245ZM254 192V193H255ZM88 193V192H87ZM98 193H99V191H98ZM216 193V192H215ZM253 193V194H254ZM257 193V192H256ZM260 193V192H259ZM57 194H60L59 192L57 193ZM67 194V193H66ZM70 195H71V193H69ZM177 194H178V192H177ZM185 194V193H184ZM183 194V195H184ZM187 194V193H186ZM245 194H247V197H248V194L249 193H245ZM252 194V195H253ZM261 194V193H260ZM25 195H27V196H25ZM70 195H68V197L70 196ZM87 195V194H86ZM99 195H101V194H99ZM189 195V194H188ZM192 195V194H191ZM222 195V194H221ZM232 195V194H231ZM244 195V194H243ZM62 196V195H61ZM88 196V195H87ZM90 196V195H89ZM89 196H88V198H89ZM237 196H239V195H237ZM246 196V195H245ZM263 196V195H262ZM86 197V196H85ZM155 197V198H156ZM178 197H179V195H178ZM177 197V198H178ZM222 197V196H221ZM226 197V196H225ZM234 197V196H233ZM257 197H258V195H257ZM58 198V197H57ZM59 198H60V196H59ZM90 198H91V196H90ZM185 198V197H184ZM235 198V197H234ZM246 198V197H245ZM28 199V200H27ZM69 199V198H68ZM71 199V198H70ZM73 199V198H72ZM77 199V198H76ZM86 199V198H85ZM93 199V198H92ZM104 199V203H105V198H103ZM102 199V200H103ZM132 199V200H131ZM157 199V198H156ZM160 199V200H161ZM194 199V198H193ZM237 199V198H236ZM235 199V200H236ZM252 199V198H251ZM4 200V201H3ZM63 200V199H62ZM95 200V199H94ZM93 200V201H94ZM100 200H101V198H100ZM110 200V199H109ZM116 200V199H115ZM155 200V199H154ZM158 200V199H157ZM159 200V201H160ZM190 200V199H189ZM1 201H3V202H1ZM99 201V200H98ZM121 201V200H120ZM184 202H186L185 200H183ZM238 201V200H237ZM245 201V200H244ZM117 202H119V201H117ZM139 202V203H138ZM152 202V201H151ZM158 202V201H157ZM194 202V201H193ZM208 202V201H207ZM224 202V201H223ZM94 203V202H93ZM96 203H98V202H96ZM101 204H103V205H106V204H104V203H102V201L100 202ZM107 203V202H106ZM138 203V204H137ZM112 204H113V202H112ZM213 204V203H212ZM225 204V203H224ZM228 204V203H227ZM226 204V205H227ZM231 204V203H230ZM235 204L238 206V209H240V205L241 204H239V203H236V201H235ZM252 204V203H251ZM250 204V205H251ZM111 205V204H110ZM123 206H124V204H122ZM152 205V204H151ZM155 204H153V206H154ZM185 205V207L187 208V206H188V204H184ZM190 205V204H189ZM219 205V204H218ZM232 205H233V203H232ZM29 206H31V210H29ZM69 206V205H68ZM96 206H97V204H96ZM100 206V205H99ZM112 206V205H111ZM182 206H183V204H182ZM198 206V205H197ZM200 206V205H199ZM205 206V205H204ZM217 206V205H216ZM220 206V205H219ZM94 207V206H93ZM102 207V206H101ZM106 207H108V205L106 206ZM105 207V208H106ZM157 207V206H156ZM202 207V206H201ZM200 207V208H201ZM222 207V206H221ZM226 207H228V206H225V208ZM234 206H232V208H233ZM245 207V206H244ZM71 208V207H70ZM81 208V207H80ZM97 208V207H96ZM103 208V207H102ZM192 208H194V207H192ZM197 208H199V207H197ZM246 208V207H245ZM250 208V207H249ZM255 208H256V206H255ZM74 209V208H73ZM107 209V208H106ZM183 209H185V208H183ZM203 209V208H202ZM210 209V208H209ZM208 209V210H209ZM81 210V209H80ZM104 210V209H103ZM147 210V209H146ZM190 210H191V208H190ZM197 210V209H196ZM201 210V209H200ZM211 210V209H210ZM209 210V211H210ZM217 210V209H216ZM224 210V209H223ZM233 210H234V208H233ZM245 210V209H244ZM72 211V210H71ZM74 211V210H73ZM94 211V210H93ZM186 211V210H185ZM188 211V210H187ZM192 211H194V210H192ZM202 211V210H201ZM205 211V210H204ZM217 211H219V210H217ZM227 211V210H226ZM232 211V210H231ZM241 211V210H240ZM89 212V211H88ZM101 212V211H100ZM141 212V211H140ZM184 212V211H183ZM203 212V211H202ZM225 212V211H224ZM87 213V212H86ZM193 213V212H192ZM206 213V212H205ZM218 212H216V214H217ZM238 213V212H237ZM240 213V212H239ZM245 213V212H244ZM120 214H122V215H120ZM139 214V213H138ZM178 214V213H177ZM199 214V213H198ZM202 214V213H201ZM200 214V215H201ZM207 214V213H206ZM220 214V213H219ZM251 214V213H250ZM99 215L100 214H98V213H93V215H92V217H93V219L95 220H97L98 218H99ZM103 215V214H102ZM120 215V216H119ZM143 215V214H142ZM147 215V214H146ZM179 215V214H178ZM193 215V214H192ZM211 215V214H210ZM221 215V214H220ZM236 215V214H235ZM90 216V215H89ZM132 216V215H131ZM226 216V215H225ZM227 216H228V214H227ZM226 216V217H227ZM261 216V215H260ZM106 217V216H105ZM104 217V218H105ZM143 216H141V218H142ZM145 217V216H144ZM149 217V216H148ZM178 217V216H177ZM196 217V216H195ZM198 217V216H197ZM210 217V216H209ZM209 217H208V219H209ZM212 217V216H211ZM225 217V218H226ZM233 217V219H234V216H232ZM250 217V216H249ZM262 217V216H261ZM261 217H259V218H261ZM77 218H78V216H77ZM91 218V217H90ZM103 218V219H104ZM138 218V217H137ZM199 218V217H198ZM203 218V217H202ZM218 219H219V217H217ZM224 218V217H223ZM238 218H241V216H239ZM238 218L236 217V219L238 220ZM264 218V217H263ZM106 219V218H105ZM125 219V218H124ZM132 219H134V218H132ZM136 219V218H135ZM143 219H141V220H143ZM173 219V218H172ZM197 219V218H196ZM208 219H206V221H208ZM245 219H246V221H244L242 224H243V226L241 227V230H242V232H244V234L247 236L248 235V237H246V238H248L249 240H250V238L251 237H253V235H252V232L254 231V229H253V227H254V223H253V226L251 227V225H249V223L250 222H252V221H250V222H247L248 220H247V217H245ZM78 220H79V218H78ZM86 220V219H85ZM84 220V221H85ZM120 220V219H119ZM119 220H115L116 222L117 221H119ZM115 221H113V222H115ZM123 221V220H122ZM135 221V220H134ZM192 221H193V219H192ZM214 221V220H213ZM225 221V220H224ZM229 221H231L230 220V218H229ZM254 221V220H253ZM255 221L257 222V220L255 219ZM80 222V221H79ZM82 222V221H81ZM136 222V221H135ZM182 222V221H181ZM196 222V221H195ZM200 222V221H199ZM209 222H210V220H209ZM233 222V221H232ZM239 222V220L237 221V223ZM260 222V221H259ZM78 223V224H77ZM212 223V222H211ZM215 223V222H214ZM227 223V222H226ZM230 224H231V222H229ZM264 223V222H263ZM117 224V223H116ZM124 224V223H123ZM136 224V223H135ZM189 224V223H188ZM218 224V225H217ZM233 224V223H232ZM231 224V225H232ZM75 225V226H74ZM93 225V224H92ZM118 225V224H117ZM131 225V226H132ZM170 225H171V223H170ZM264 225V224H263ZM97 226V225H96ZM112 226H114V225H112ZM190 226V225H189ZM196 226V225H195ZM206 226V225H205ZM234 227L236 226V225H233ZM121 227V226H120ZM123 227V226H122ZM169 227V226H168ZM170 228V227H169ZM181 228V227H180ZM196 228V227H195ZM230 228H231V226H230ZM77 229V230H76ZM116 229H117V227H116ZM115 228H114V230H116ZM168 229V228H167ZM171 229H172V227H171ZM109 231H111V230H109ZM113 231V230H112ZM161 231V230H160ZM172 232H174V230H171ZM194 231V230H193ZM197 231H198V229H197ZM88 234H87V233ZM169 232V231H168ZM85 233L87 234L86 236H85ZM110 233V232H109ZM112 233H114V232H112ZM116 233V232H115ZM123 233H125V231L123 232ZM183 233H185V232H183ZM188 233V232H187ZM196 233V232H195ZM195 233L194 232H190V238H191V236L192 235H195ZM210 233V232H209ZM233 233V232H232ZM165 234V233H164ZM178 234V233H177ZM189 234V233H188ZM227 234H229L230 236H228ZM105 235V234H104ZM168 235V234H167ZM171 235H172V233H171ZM185 235V234H184ZM206 235V233H203L201 236H205ZM217 235V236H216ZM242 235V234H241ZM108 236V235H107ZM110 236H113V235H110ZM109 236V237H110ZM179 236H180V233H179ZM250 236V237H249ZM108 237V238H109ZM171 237V236H170ZM236 237V236H235ZM244 237V236H243ZM107 238V239H108ZM112 238V237H111ZM168 238V237H167ZM179 238V237H178ZM189 238V239H190ZM201 238V237H200ZM230 238H233L232 240H230ZM119 239V238H118ZM182 239V238H181ZM247 239V241H249ZM255 239V238H254ZM109 240V239H108ZM164 240H166V238H164ZM244 240H246L245 238H244ZM124 240H122V242H123ZM182 241V240H181ZM209 241V242H208ZM114 242V241H113ZM126 242V241H125ZM124 242V243H125ZM128 242V241H127ZM245 242V241H244ZM102 243H104V245L102 244ZM155 243H159L161 246H160V249L158 248V246L157 245H154ZM169 243V242H168ZM183 243V242H182ZM246 243V242H245ZM120 244H123V243H120ZM167 244V243H166ZM229 244V245H228ZM248 244V243H247ZM251 244H252V242H251ZM254 244V243H253ZM103 245V246H102ZM170 245V244H169ZM256 245H257V243H256ZM97 246H98V248H97ZM118 246V245H117ZM128 246V245H127ZM146 246V247H145ZM179 246V245H178ZM177 246V247H178ZM210 246L213 248V250H211L210 249ZM122 247V246H121ZM169 247V248H168ZM181 247V246H180ZM254 247V246H253ZM258 247V246H257ZM256 247V248H257ZM131 248V247H130ZM261 248V247H260ZM99 249V251L101 252V254L97 251ZM168 249H170L169 251H168ZM236 250V253L237 254H232L231 255V252L229 251V250ZM258 249V248H257ZM168 251V252H167ZM185 251V250H184ZM215 251V252H214ZM262 251H264V245H263V249H262ZM158 252V253H157ZM169 252H171L170 254H169ZM182 252H183V250H182ZM218 252V253H217ZM90 253V252H89ZM92 253H90V256L91 257H95L94 255H91ZM140 253V254H139ZM166 254V257L165 258H167L166 259V261L165 260H163V259H165V258H163L162 257V255L163 254ZM240 253H241V251H240ZM262 253V252H261ZM260 253V254H261ZM264 253V252H263ZM136 254H139V255H141V257L139 258ZM165 254H164V256H165ZM220 254H225V255H227V257L226 256H224L223 257V259L224 258H227L226 260H228V259H230L229 260V262L230 263H228L227 261L226 262H224V260H222L221 258H220ZM88 256V257H87ZM99 256V257H100ZM122 256H123V258H122ZM263 256V255H262ZM91 257H90V259H91ZM239 257L240 256H238V259H239ZM74 258V257H73ZM96 258H98V257H96ZM126 258V259H125ZM200 258V259H199ZM261 258V257H260ZM76 259V258H75ZM125 259V260H124ZM264 259V258H263ZM96 260V259H95ZM130 260V261H129ZM213 260H217V261H213ZM242 260V259H241ZM261 260V259H260ZM98 261V260H97ZM196 261V260H195ZM96 262V261H95ZM95 262H94V264H95ZM134 262V263H133ZM218 262V263H217ZM242 262V261H241ZM261 262H263L264 263V261H261ZM198 263V264H199ZM92 264H93V262H92ZM195 264H196V262H195ZM248 264V263H247ZM250 264V263H249Z\"/></svg>",
    "mask_w": 264,
    "mask_h": 264
},
{
    "label": "rangeland",
    "instance_id": "obj_2",
    "mask_svg": "<svg viewBox=\"0 0 264 264\" xmlns=\"http://www.w3.org/2000/svg\"><path fill=\"white\" fill-rule=\"evenodd\" d=\"M5 0H2V2H1V4H3L4 5V2ZM34 1H36L37 2V4L39 5V6H42V9L44 10V9H46L47 10V12H48V8H47V6H48V4L49 3H55V4H59V6H62V11L64 12H62V23H61V26H59V28L57 29V31H58V33H59V37H58V35L56 36V35H52V33L54 34L55 33V31L54 32H50V35H51V37L53 36L54 37V39L56 40L57 39V41H55V42H52V41H50L49 40V37H50V35L49 36H46V40L43 42V43H40V44H42V48L44 49V51L47 53V56H49V55H51L52 53V51H53V56L52 57H54V56H56V55H58L59 57H60V59L61 60H64L65 61V59H67L68 57L69 58H71V59H73V60H68V62L70 63V62H73V64L74 65H72V66H74V67H71V68H73V69H75V70H73V69H71L69 72H70V77L67 75V73L65 72V69L64 70H62V69H58V68H56V69H54V70H56V71H54L52 74L51 73H45L46 75V77H47V80H48V84H45V89H43V90H45V95H46V99H47V104H46V106L45 107H43V108H41V107H39L40 109H38L37 110V112L34 110V108L32 107V103L30 102V100L28 99V93H27V91H26V88H30V85L32 84V82L34 81V80H32L33 78H35V76H36V72H33L34 74L33 75H30V77H31V80L29 81V86L28 87H26V88H20L21 86H20V84L18 83V82H20V80H19V77H21V71H25V74H27V73H30L31 72V70H32V68H31V65H32V62L30 61V59H28V60H25V62L23 63V64H21V66L20 67H16V66H13L14 64H15V61L17 60V61H19L18 60V58L16 57L15 58V60H13V58H11V60H12V62H9V63H7L6 64V66H5V73L3 72V74H2V76H3V79H5L7 82L6 83H8V90L5 92V93H3V94H1L0 95V102H2V103H6L5 105V107L7 108V110L9 111V113H8V120L9 121H7V125H8V127H9V134H8V137H9V139H11L12 141H14V142H16V140H18L15 144L16 145H18L17 147L18 148H20V152H18L16 155H14V158H15V160H12V161H8L9 163V165L8 164H4L3 166H4V168H2V169H7L9 172H8V174L10 173V171H14V170H10V167L12 166V167H15V168H17V167H19V164H21V163H23V161H24V164H22V166H20V167H22V169L20 168V171L22 172V174H23V171L24 170H26L25 172H24V175H23V179H25V187H27V186H29L30 184H31V181H32V177H33V175H35V177L36 176H38L37 177V179H36V185H38V188H39V190H38V192H40L41 193V195L43 194L41 191H40V189H47V188H54L55 187V189H54V192L55 191H57V192H53V196L54 195H56V196H54L53 198L54 199H56V200H58V201H60V204H64V206L67 208V209H69V212H71L74 216H75V213H76V216H75V220H77L78 221V223H83V222H88V223H90V226H95V227H93V228H97L101 233H100V235L98 236V237H100V238H102V237H104V239L103 240H105V238H106V240L104 241V242H106V244L105 245H112V247L114 246V248H119V249H125L126 250V247L128 248V249H131V250H133V248H132V244L130 245V243H129V240L127 239L126 240V238H128L129 237V233H126V232H129V230L134 226V225H137V223H144L146 220L148 221H150V219L153 217L152 216V214L153 215H157V213H160L161 212V210H162V207H163V204L162 203H164V200L165 199H167L168 200V198H171V199H176V201H178V202H180L181 203V205H180V207L178 208V210L176 209V212L179 214H177V213H175V211L173 210L172 211V213H171V215L169 216V219H171V220H179L180 218H182V217H184V216H186L188 219L187 220H184L183 221V219L184 218H182L181 220H180V223H177V224H175L174 223V221H171V222H169L167 225H166V227H165V229H160V230H157V237H158V239L157 240H163V245H165V246H163V248H167L166 246H169V247H171L172 245H174L178 250H179V248H182L181 250H179L180 251V254L181 255H186L187 254V250L188 249H186V247L188 248V246L191 244V239L192 238H194V237H198V235H199V239L201 240L203 237V239H207V236H208V234L209 235H213V237H215V234H213V231H214V228H213V226L218 222V221H222L223 223L222 224H224L223 225V228H227L226 226H227V224L229 225L228 226V229H229V231L230 232H228L227 231V233H229L233 238H236V239H238V238H240V240H242L241 242L242 243H244L246 246L247 245H249V246H252V250H254V249H256V252H255V255L253 256V258H252V262H248V260H247V258H245V257H243V255H240V254H242V250H240V248H239V250L237 251V253H236V250H229L230 252H231V255L232 254H237L238 256H240L239 257V259H238V256L236 257V258H234V260H236V263H238V261H239V263L238 264H264L263 262H261V261H264V251H262V249H263V245H264V142H262V141H264V136H262L261 134H260V132L259 131H253L250 127H249V125L248 126H238L239 124H237L238 123V121H241L242 119H243V117L241 116V115H236V119L234 120V123H235V125H237L238 126V130H237V134L233 137L232 136V134H230L231 132L230 131H228L229 129L227 128V127H225L224 129H222L225 125H222L224 122H221V124H219L220 126H221V129L220 128H218L217 126H219V125H217V126H215V127H213V129H211V131H209L208 133L210 134V135H214L215 137H209V138H213L212 139V143L210 144V146L213 148V150H214V152L212 151V148L210 149V146H208V145H206V146H204V147H202V151L200 152V154L198 155H196L195 156V153L193 152L194 151V146H196V145H198L199 146V141H200V133H201V128H202V125H203V123H204V121L205 120H207V122H205L207 125H209V124H211V123H213V122H211V118L210 117H208L207 115L209 114V112H207V113H204V111L206 112V110H207V108H208V106L211 104V102H208V101H206V98H207V95H208V97H209V94L207 93L206 95H203V94H201L200 92V94L198 93V94H196V91H198L197 90V86L196 85H198V86H200V87H202L203 88V90H204V93L205 92H211L210 90H211V87H213V82L214 81H221L223 84L220 86L221 88H222V90L220 89V87H218L219 89H218V92L220 91L221 92V94L223 93V94H225V91H226V94H225V96H228V94L233 90L232 88H234V87H232V86H225L226 84H228L227 83V81L226 80H228L229 78L227 77V79H226V75L228 74L229 76H231V70H235L236 68H235V66H233V61H234V57H235V55H234V53L233 52H235V51H237V49H238V47L240 46V41L239 40H241V38H242V34H240V32H242V30H240L239 28L241 27V25H242V23H244L245 22V20L250 16V13L248 12L249 10L251 11V12H253V11H255V9H257V6H259L260 4V2L262 1V0H238V3L241 5H238L237 6V1L235 0H232V2H231V0H228L229 2L227 3L228 4V6H227V4H224V1L225 0H199V2L197 1V0H175L169 7H167L168 6V3H166V6L162 3H159V1H157V2H154L155 0H153V2L152 1H149V0H133V2H132V0H122L123 2H124V4L122 3V1H120V0H48L49 2H48V4L46 3V0H34ZM45 1V2H44ZM67 1V2H66ZM84 1H86V2H84ZM103 1V2H102ZM112 1H114V2H112ZM118 1V2H117ZM141 3H140V2ZM160 1H162V0H160ZM196 1V2H195ZM234 1V2H233ZM240 1V2H239ZM258 1H260V2H258ZM41 2V3H40ZM73 2H74V5H73ZM98 2H99V4L101 5L102 4V7L101 6H98L99 4H98ZM102 2V3H101ZM116 2V3H115ZM132 2V3H131ZM168 2V1H167ZM242 2V3H241ZM76 3V4H75ZM79 3H80V5H79ZM89 3V4H88ZM121 3V5H119ZM138 3V4H137ZM146 3V4H145ZM180 5H179V4ZM196 3H197V6H195L196 5ZM230 3V4H229ZM231 3H233V5L231 4ZM73 6H72V5ZM82 4V5H81ZM105 4V5H104ZM135 4L137 5V6H135ZM157 6H156V5ZM47 5V6H46ZM76 5V6H75ZM108 5V6H107ZM110 5V6H109ZM113 5L115 6V5H118V6H115L116 8H114L113 7ZM133 5H134V7H133ZM145 5V6H144ZM214 5V6H213ZM150 6V7H149ZM165 6V7H164ZM184 6H186V7H184ZM213 6V7H212ZM230 6V7H229ZM233 6V7H232ZM234 6H236V7H234ZM240 6V7H239ZM65 7V8H64ZM71 7V8H70ZM75 7V8H74ZM97 7H101L100 9H98ZM107 7L109 8V9H107ZM119 7V8H118ZM124 7V8H123ZM136 7V8H135ZM139 7V8H138ZM182 7H184V8H182ZM201 7V8H200ZM204 7V8H203ZM205 7H206V9H205ZM229 7V8H228ZM89 8V9H88ZM133 8V9H132ZM143 8H145V9H147V11H148V13H145L144 15L146 16V17H148L147 19H142V21H143V23H144V25L142 26L141 24L140 25H136L135 23H133V22H128V20L126 19H124V18H122V16L124 15H122L121 14V12H123V11H125L124 13H130L131 15H136V14H138V15H140L141 14V12H142V9ZM151 8V9H150ZM166 8V9H165ZM214 9V11H213V9ZM239 8H240V11H239ZM65 9V10H64ZM68 9V10H67ZM72 9V10H71ZM83 11H82V10ZM87 9H88V11H87ZM95 9V10H94ZM113 9V10H112ZM118 9V10H117ZM121 11H120V10ZM136 9V10H135ZM148 9H150V10H148ZM153 9V10H152ZM160 9V10H159ZM229 9V10H228ZM231 9V10H230ZM238 9V10H237ZM46 10L44 11V12H46ZM99 10V11H98ZM139 10V11H138ZM162 10V11H161ZM169 10V11H168ZM198 10V11H197ZM221 10V11H220ZM226 10V11H225ZM80 11V12H79ZM89 11H91L90 13H89ZM94 11H96V13L94 12ZM161 11V12H160ZM181 11V12H180ZM205 11V12H204ZM212 11V12H211ZM216 11H217V13H216ZM234 11V12H233ZM69 12H70V14H69ZM85 12H86V14H85ZM120 13L119 15H118V13ZM169 12V13H168ZM222 12V13H221ZM248 12V13H247ZM97 13H99L98 15H97ZM157 13V14H156ZM166 13V14H165ZM241 13V19H240V23H238V27H237V32L239 33V37H237L236 39L238 40H236L235 38V42H234V45L236 44V46H234V49H232V51H231V48L229 49L228 47H229V41L231 42V37L233 38V34H234V21H237V19H239L238 17H239V14ZM256 13V12H255ZM65 14H66V17H65ZM74 14H75V17H74ZM84 14V15H83ZM91 14V15H90ZM109 14H110V17H109ZM183 14V15H182ZM222 14H223V16H222ZM253 15H254V13H252ZM78 15V16H77ZM96 15V16H95ZM166 15V16H165ZM172 15H175L174 16V18L175 19H172L171 21H172V23H170L169 22V19L171 18L170 16H172ZM227 16V17H230V15H231V17L233 18V20L231 21V19H230V21L229 22H232L231 24L230 23H228V24H230V25H232L231 27H230V25H228V24H225L226 23V21H223L224 20V16ZM89 16H91V17H89ZM109 17V19H108V17ZM137 16V15H136ZM154 16V17H153ZM184 16V17H183ZM187 16V17H186ZM42 17H44V16H42ZM127 18L129 17V15H127L126 16ZM150 17V18H149ZM156 17V18H155ZM170 17V18H169ZM208 17V18H207ZM83 18V19H82ZM88 18H90V19H88ZM97 18V19H96ZM166 18H167V20H166ZM187 18V19H186ZM223 18V19H222ZM9 19L11 20V21H13L14 22V17H9ZM71 19V20H70ZM74 19V20H73ZM93 19H94V21H93ZM122 19H124V20H122ZM244 19V20H243ZM75 20H79L78 22L77 21H75ZM81 20H83V25L82 24H80V21ZM87 20H90V21H88L87 22ZM186 20V21H185ZM178 21V22H177ZM185 21V22H184ZM202 21V22H201ZM69 22V23H68ZM74 22V23H73ZM85 22V23H84ZM106 22H107V24H106ZM128 22V23H127ZM69 24V26H67V24ZM88 23V24H87ZM109 23V24H108ZM117 24V25H114V24ZM124 23V24H123ZM170 23V24H169ZM189 23H190V25H189ZM203 23V24H202ZM204 23H206V24H212V23H214L215 25H216V27H217V29H216V27H215V29H213L214 30V32H213V30H212V28L211 29H209L208 31L211 33V34H213L214 36H216V37H218V35H219V38H216V42H218V43H215L214 45H209V46H206V48L203 50V52L202 51H196V53H192L191 51H190V56H189V54L187 55V53H185V54H177L176 52H174L173 54H172V57L171 56H169V55H167V54H165L164 52H162L161 51V45L162 44H166L167 43V41L168 40H170V39H174L175 37H176V32H177V34H178V31H179V29L181 30H184L185 29V32L189 29V31H191V33L192 34H194L195 35V33H196V31L198 30V28L199 27H201V28H199V29H201V31H202V29H203V25H205ZM73 24V25H72ZM99 24V25H98ZM111 24H112V29L109 27V26H111ZM121 24V25H120ZM149 24V25H148ZM87 25V26H86ZM88 25H90V26H88ZM123 25V26H122ZM128 25V26H127ZM169 25H171V26H169ZM199 25V26H198ZM224 25V26H223ZM228 25V26H227ZM97 26V27H96ZM117 26V27H116ZM140 26V27H139ZM144 27H147V28H144L145 30H146V32H145V30H143V28ZM219 26V27H218ZM11 28H12V26H10ZM68 27V28H67ZM86 27H87V29H86ZM95 27H96V29H95ZM100 27V28H99ZM114 27V28H113ZM119 27V28H118ZM14 29H15V27H13ZM67 28V29H66ZM71 28H73L72 29V31H71ZM117 28V29H116ZM125 30H124V29ZM131 28V29H130ZM139 28H140V30H139ZM148 28H149V30H148ZM153 28V29H152ZM166 28H167V30H166ZM191 28V29H190ZM233 28V29H232ZM87 30V31H84V30ZM98 29H99V31H98ZM102 29L104 30V31H102ZM226 29V30H225ZM260 28H258L257 30H259ZM95 30V31H94ZM129 30V31H128ZM139 32H138V31ZM175 30H178V31H175ZM216 30V31H215ZM61 31H62V33H61ZM97 31H98V33H97ZM122 31H124V32H122ZM130 31H131V33H130ZM133 31V32H132ZM136 31V32H135ZM141 31V32H140ZM144 31V32H143ZM147 31L149 32V33H147ZM222 31H223V33H222ZM224 31H226V33L224 32ZM64 32V33H63ZM82 32L84 33V34H82ZM89 32V33H88ZM92 32V33H91ZM120 32V34H118ZM216 32V33H215ZM258 33V40H259V42H258V40L255 42V44H250V45H253L254 46V48L256 49V47L258 48V46H259V44L261 43L260 42V39L262 38V32H261V34H260V31H257ZM68 33V34H67ZM87 33V34H86ZM100 33V34H99ZM102 33H103V35H102ZM139 33V34H138ZM143 33V34H142ZM164 33V34H163ZM230 33H231V36H230ZM233 33V34H232ZM16 34V35H15ZM19 33H12L11 35H10V33H9V35L10 36H12V35H15L17 38V44H18V49H16V51H18L19 50V43H20V41H21V39H23V37L22 36H19L18 35ZM56 34V33H55ZM109 36H108V35ZM112 36H111V35ZM114 34V35H113ZM122 34V35H121ZM201 34H202V32H201ZM222 34V35H221ZM19 37H18V36ZM21 35V34H20ZM63 36V38L61 37V36ZM90 35V36H89ZM106 35V36H105ZM224 35H226V36H224ZM261 35V36H260ZM94 36V37H93ZM100 36V37H99ZM113 36H114V38H113ZM230 36V37H229ZM62 38V40H60L59 38ZM65 37H66V39H65ZM98 37V38H97ZM109 37V38H108ZM128 37V38H127ZM263 37H264V34H263ZM20 38V39H19ZM113 40H112V39ZM126 38V39H125ZM19 39V40H18ZM68 39H70L71 40V42L68 40ZM77 39V40H76ZM117 41H116V40ZM66 40V42H64ZM99 40V41H98ZM161 40V41H160ZM215 40V39H214ZM218 40H220V41H218ZM261 40H264L263 38L261 39ZM70 43H69V42ZM78 41V42H77ZM135 41V42H134ZM141 41V42H140ZM155 41V42H154ZM164 41V42H163ZM244 41V40H243ZM247 40H245L244 41V44H246L247 42H246ZM29 43H28V51L29 52H32L31 50H33L34 49V46H33V42H31L30 40L28 41ZM36 42V41H35ZM61 42H62V45H61ZM65 43V45L63 46V44ZM112 42V43H111ZM115 42V43H114ZM119 42V43H118ZM163 42V43H162ZM258 42V43H257ZM46 43V44H45ZM52 43H55V47L54 48H50L49 47V45L50 44H52ZM67 43H69V44H67ZM100 43V44H99ZM118 43V44H117ZM132 43V44H131ZM157 43V44H156ZM31 44V45H30ZM39 44V43H38ZM67 44V45H66ZM101 44H102V46H101ZM137 44V45H136ZM143 44V45H142ZM155 44V45H154ZM159 44V45H158ZM243 44V45H244ZM57 45H59V47L61 46V49H55V48H58L57 47ZM72 45H75L74 47L72 46ZM111 47H110V46ZM115 45V46H114ZM142 45V46H141ZM219 46V47H216V46ZM238 45V46H237ZM32 46H33V49H32ZM62 46H63V48H62ZM78 48H77V47ZM82 46V47H81ZM96 46H98V47H96ZM101 46V47H100ZM119 46V47H118ZM156 46V47H155ZM212 46V47H211ZM70 47H73V49L72 48H70ZM86 47V48H85ZM92 47V48H91ZM110 47V48H109ZM118 47V48H117ZM135 47V48H134ZM139 47V48H138ZM201 47H203V46H201ZM231 47H233V45H231ZM235 47L237 48L236 50H235ZM242 47V46H241ZM64 48H66L65 50H62V49H64ZM88 48V49H87ZM99 48V49H98ZM100 48H101V50L102 51H100ZM103 48H104V50H103ZM109 48V49H108ZM112 48V49H111ZM204 48V47H203ZM202 48V49H203ZM263 48H264V45H263ZM49 51H51V52H49ZM71 49V50H70ZM75 49H77V50H75ZM78 49H79V52H78ZM87 49V51H85ZM105 49H107V50H105ZM115 49L117 50V51H115ZM209 49V50H208ZM243 49V50H242ZM242 49H240L239 48V50H238V52H237V54L239 55L238 56V58L240 57H244V53H247V51H249V50H247V49H245V48H242ZM58 50H60V51H58ZM68 52H67V51ZM81 50H83V51H81ZM108 50H111V51H108ZM138 50V51H137ZM206 50H207V54H211V57L209 56V55H206ZM15 51V52H16ZM77 51V52H76ZM89 51V52H88ZM99 51V52H98ZM218 51L222 54L221 55V57L218 59ZM246 51V52H245ZM70 52V53H69ZM76 52V53H75ZM96 52V53H95ZM111 52V53H110ZM118 52V53H117ZM200 54H199V53ZM211 52V53H210ZM232 52V53H231ZM48 53H49V55H48ZM51 53V54H50ZM66 54V56H64L63 54ZM81 53V54H80ZM106 53V55H104V54ZM115 53V54H114ZM140 53V54H139ZM227 53V54H226ZM249 53H251V54H253L251 51H249ZM17 54H18V52L16 53V56H17ZM60 54H62V55H60ZM73 54V55H72ZM80 54V55H79ZM198 56H197V55ZM206 56H205V55ZM216 54V55H215ZM224 54H225V56H224ZM76 55V56H75ZM85 55V56H84ZM98 55V56H97ZM167 55V56H166ZM212 55H214V56H212ZM232 55H234V57H232ZM83 56V57H82ZM108 56V57H107ZM121 56V57H120ZM136 56V57H135ZM176 56V57H175ZM184 56V57H183ZM205 56V57H204ZM215 56H217V59L215 60ZM13 57H14V54H13ZM63 57H67V58H63ZM74 57V58H73ZM106 57H107V59H106ZM171 57V58H170ZM174 57V58H173ZM189 57V58H188ZM51 58V57H50ZM48 59V62H46L42 67H39L38 68V75L39 74H41V72L42 71H45L46 69V67L48 66V64L50 63V61H51V59ZM63 58V59H62ZM83 58V59H82ZM105 58V59H104ZM110 58V59H109ZM135 60H134V59ZM136 58H137V60H136ZM150 58V59H149ZM173 58V59H172ZM184 58V59H183ZM237 58V61L239 60ZM54 59V58H53ZM115 59H117V61H120L119 63L120 64H118L117 63V61H115ZM119 59V60H118ZM128 59V60H127ZM130 59H131V61H130ZM180 59V60H179ZM187 59H189L188 60V62L186 61ZM242 59V58H241ZM240 59V60H241ZM85 60V61H84ZM111 61L112 62V66H113V68H110V69H113V70H115V68L117 69V71H122L125 75H126V78L128 79V83H124V81L121 79V78H119V77H115L114 76V72H116V70L114 71V72H112L113 70H110V69H108L106 72V74H104L105 72H103V74H100V73H98V75L97 74H93V75H91V76H89L90 77V80H92L91 82H92V84H93V86L92 87H90V91L88 90V92H87V94L90 96V97H88V98H92V99H88L87 100V106H85L86 104L85 103H83L82 104V106L81 105H79L80 103H79V100H78V98L77 97H75V96H72V94H71V92H69L68 90H70L69 89V85H71L74 81H75V78H77L78 76L77 75H79L80 73V69H76V68H79V65H80V63L81 62H83V63H85V62H88V61H93V62H97V61ZM113 60L115 61V62H113ZM133 60H134V62H133ZM139 60V64H143V73H142V78H143V76H145L143 79H142V81H140L139 83L138 82H135L134 80H135V78H134V72L137 70V68H136V65L133 67V65H134V63L136 64V62ZM167 60H169V62L167 61ZM170 60H172V61H170ZM27 61V62H26ZM126 61V62H125ZM161 61V62H160ZM184 61H186V63H184ZM196 61L198 62V63H196ZM203 61V62H202ZM231 63H230V62ZM54 63H56L57 64V62L56 61H53ZM65 62H67V61H65ZM68 62L67 63H58V64H68ZM128 62V63H127ZM165 62V63H164ZM171 62V63H170ZM212 62H213V64H212ZM216 62V63H215ZM79 65H78V64ZM116 63V64H115ZM131 63V64H130ZM152 63V64H151ZM168 63H170V64H174V65H171V66H175V67H173L174 69L175 68H177V69H181L182 67H185V68H183L182 70H185V72H187V74L188 75H186V76H183V77H177L176 79L175 78H166L167 76L166 75H168V74H170L172 71L171 70H169L170 69V67H169V69L167 68L168 67V65L170 66V64H168ZM189 65H188V64ZM201 63V64H200ZM217 63H219V64H217ZM225 63V64H224ZM9 64V65H8ZM115 64V65H114ZM159 64V65H158ZM183 64H184V66H183ZM196 64V65H195ZM12 65V67H10ZM119 67H118V66ZM165 65V66H164ZM178 67H180L181 66V68H178ZM202 65V66H201ZM232 65V66H231ZM24 66V67H23ZM77 66V67H76ZM111 66V67H112ZM116 66V67H115ZM144 66H145V69H144ZM7 67H8V70H7ZM76 67V68H75ZM130 67V68H129ZM153 67V68H152ZM187 67H189V69L190 70H188V68ZM195 69H193V68ZM221 67V68H220ZM234 67V68H233ZM14 68V69H13ZM23 68V69H22ZM43 68V69H42ZM120 68V69H119ZM148 68V69H147ZM163 68V69H162ZM172 68V69H173ZM198 68V69H197ZM10 69V70H9ZM22 69V70H21ZM127 69H129V70H127ZM237 69H238V67H237ZM20 70V71H19ZM154 70V71H153ZM169 70V71H168ZM187 70V71H186ZM198 70H200V71H198ZM220 70V71H219ZM9 71V72H8ZM14 71V72H13ZM17 71V72H16ZM23 71V72H24ZM58 71V73H56ZM87 70H85V72H86ZM127 71V72H126ZM168 71V72H167ZM171 71V72H170ZM191 71V72H190ZM197 71V72H196ZM77 72V74H74V73H76ZM153 72H154V74H153ZM165 72L166 73H168V74H166V75H164L165 74ZM194 72H195V74H194ZM200 72V74H198ZM204 74H203V73ZM128 75H127V74ZM156 73V74H155ZM157 73H158V77H157ZM204 75V76H206V78L205 79H203V77L204 76H202V74ZM18 74V75H17ZM54 74V75H53ZM69 74V73H68ZM111 74V75H110ZM144 74V75H143ZM150 74V75H149ZM217 74H218V78H217ZM219 74H220V76H219ZM85 75H86V73H85ZM103 75H107V76H103ZM195 75V76H194ZM223 75V76H222ZM8 76V77H7ZM18 76V77H17ZM52 76L54 77V79L52 78ZM72 76H73V78H72ZM75 76H77V77H75ZM98 76H100V77H98ZM113 76H114V78H113ZM154 76H155V78H154ZM166 76V77H165ZM194 76V77H193ZM208 76H209V78H208ZM223 78H225V79H223ZM225 76V77H224ZM48 77H50V78H48ZM68 77V78H67ZM92 77V78H91ZM106 77V78H105ZM108 77V78H107ZM111 78V81H110V78ZM133 77V78H132ZM157 77V78H156ZM202 77V78H201ZM240 77V76H239ZM11 78V79H10ZM51 78H52V80H51ZM99 79L98 81L97 80H95V79ZM116 78V79H115ZM118 78H119V80H118ZM132 78V79H131ZM153 78V79H152ZM162 78V79H161ZM164 78H165V80H171V81H166L165 82V80H164ZM191 78V79H190ZM194 78L196 79L195 81H194ZM211 78H212V80H211ZM220 78V79H219ZM18 79V80H17ZM71 79V80H70ZM78 79V78H77ZM77 79H76V81H77ZM149 79V80H148ZM152 79V80H151ZM159 79V80H158ZM178 79H179V81H178ZM217 79V80H216ZM219 79V80H218ZM221 79H223V80H221ZM54 80V81H53ZM62 80L64 81L63 83H62ZM67 80V81H66ZM113 80H115V81H113ZM130 80H132L133 81V85H131L130 84ZM155 80H157V81H155ZM189 80V81H188ZM213 81V82H211V81ZM53 81V82H52ZM96 81H97V86L95 85V83H96ZM116 81H118L117 83H116ZM151 81V82H150ZM153 81H155L154 83H153ZM160 81V83H158ZM208 81V82H207ZM95 82V83H94ZM122 82V83H121ZM145 84H144V83ZM196 82V83H195ZM62 83V84H61ZM110 83V84H109ZM149 83L151 84V83H153V84H151V85H153V86H151V85H149ZM175 83H179V84H181V85H183V87H181V89H182V91L184 92H187V94H188V96H184L183 98V100H179V99H176V100H179V101H173L172 102V104L171 103H169L170 104V107H167L168 106V103L167 102H165L166 100H164V99H162L160 102H155L154 103V106L156 107V109L157 110H159V111H157L156 110V118H160V117H162V115L164 114V113H166L172 106H173V104L175 105V106H177V107H181V106H183V105H186L187 106V108L189 109V110H191L192 111V113H193V125L194 126H191V130L190 129H183V128H181V126L180 125H178V128H175L174 130L172 129L171 130V135H169L168 137H167V139L165 138L164 140H166L165 141V144H164V147L159 151L160 152V154L158 153V154H155L154 152H153V149H152V146L151 145H142V146H138V147H136L135 145H133L132 146V143H129L128 142V139L129 138H133V136H134V134H137V135H139V136H144V134L145 133H143L144 132V130L146 131V129H147V127L149 126V125H151V121H152V124H153V119L151 118V116L149 115V112H148V110H149V108H150V106H148L147 105V102H142L144 99H147V97L149 98V97H152L153 96V94L154 95H156L157 96V94L156 93H158V92H155V90H154V86H156V85H160V84H163V85H173V84H175ZM207 83V84H206ZM16 84V85H15ZM54 84V85H53ZM109 84V85H108ZM115 84V85H114ZM138 84V85H137ZM155 84V85H154ZM202 84H203V86H202ZM19 85V86H18ZM57 85V86H56ZM117 85V86H116ZM136 85V86H135ZM146 85H148V88H149V86H151V88L149 89V90H151V91H146L147 90V87H146ZM62 86V87H61ZM107 86V87H106ZM109 86H110V88H109ZM208 86V87H207ZM210 86V87H209ZM225 86V87H224ZM55 87V89H53ZM68 87V88H67ZM12 88V89H11ZM49 88V89H48ZM66 88V89H65ZM96 88H98L97 90H96ZM100 88V89H99ZM106 88V89H105ZM115 88V89H114ZM118 88V89H117ZM121 88V89H120ZM137 88V89H136ZM140 88V89H139ZM183 88H184V90H183ZM185 88L187 89V91L185 90ZM213 88H215V87H213ZM225 88H227V89H225ZM65 89V90H64ZM68 89V90H67ZM109 89V90H108ZM114 89V90H113ZM196 89V90H195ZM15 90H18V92L20 93H18L19 94V96H18V99H19V101H18V103L21 101V99L23 100V98H25V96H26V101H27V104H26V106H27V112H28V117L30 118V115H32L33 113H35L36 112V116L37 115H39L40 116V118L42 119V120H44V122H45V120L47 119H50L51 118V116H52V114H53V117H56V114L58 115V113L60 112V113H62V114H64L63 115V117H64V119H63V117L62 118H60V120H63V122H62V127H64V130L66 129V127H67V129L69 128V129H71V127H73L72 129H71V131L70 130H67V131H69L71 134H69V135H67L66 137H64L65 138V140L66 139H68L69 138V140L70 141H72V142H79V141H81V139L83 138V139H86L88 142H89V145L91 146V144H93L94 146H98L99 144L101 145H103L104 144V141H107V139H105V140H103V142H102V139H104V137H103V135L101 136L100 134V136L98 135V132L99 131H102V134H104V132H103V130L102 129H104V127L106 128V127H108V126H110L113 122H111L110 123V121L108 122L107 120H105V122H107L108 124L107 125H103L102 123H105V122H103L104 121V119H103V121L102 120H100V121H98L97 119H96V121L94 122V124H93V126H92V128L94 127V129H93V131H91L92 130V128H91V130H89V131H86V127L87 126H89V124L91 125L92 123H93V121H91L92 119H90L89 121L88 120H86L85 121V123L83 124V119L86 117V112H88L90 109H91V107H92V109H94L95 111L96 110H100L101 112H103V110L102 109H105L106 107H109V106H111V108L113 109V111H112V113H115V115H112L111 116V118L114 120L116 117H120V116H123L124 114L125 115H127V113H128V117H127V120H129V121H127L126 120V122L125 123H123V124H127L126 125V127H124L123 128V131H124V133L123 132H120V133H122L121 134V137H123L122 139H120L119 140V143H124V144H121V145H119L118 146V148H119V151H120V153H122V152H124V151H126V150H130L131 151V154H130V156H129V158L130 157H134L136 160H137V158L136 157H138V160L132 165V167H129L128 169H127V173H133V174H135V175H142L143 174V172L141 171V169L140 168H142V167H145L146 165L144 164L145 163V160L147 159V158H149V159H151V160H153V159H157L158 161H157V163L156 164H159V166H157L156 165V169H158V170H156L157 172H160V174L161 175H163L164 173H165V170L163 171V169H164V167L165 166H169L170 165V163H172V162H175L177 165V167L180 169V173L181 172H183V174H181V175H178L179 177H181L182 175V178H185V180H184V182H183V179H181V183L179 184L180 185V187L178 186V185H175V186H173V185H171V187L173 186L174 188H175V190H174V188H172V191H171V193H173L174 192V194H168V192H167V195L163 198V199H159L158 197H156V193H158V189H156L155 187H154V192H153V195H151L150 196V202H149V204H150V207H148V208H145L144 210L143 209H141L138 213H131V214H129L130 212H129V210H132L133 209V207L134 206H136V204H134L133 202H131L129 199H130V196H124V197H122V196H120V200H117L118 199V197L114 194V195H109V192H108V190H109V188H108V186H109V184L110 183H113L112 181H114V179L113 178H115V177H118V178H120L121 177V174H116V176H115V174H108L107 176H102V174L103 173H105V172H107V171H105V170H100L101 171V173L97 170V166H98V164H97V161H99L100 160V158H98V156H99V153L96 155V154H94L93 155V152L91 153V156H90V158L87 160V158H85V155L83 154V153H80V152H72V149H71V147L70 146H68L67 147V145H66V142H65V144L64 143H60V142H64L65 140H63L62 138H59V134L60 133H57V134H55V136L53 135V137H52V139H51V142H50V140L48 139V140H46L45 142H48L47 144H49V145H46L45 143L44 144H41L40 146L38 145V146H35V153H34V155H35V158L37 159V163L36 164H33V165H31V168H29V167H27L26 165L27 164H29V159L27 160V158H26V152H28L29 153V151H28V149L26 148V147H24V145L25 146H28V145H26V144H28V141H29V127H30V125H27L28 127H20L21 126V122L20 121H17V122H15V120H17V119H15V114L16 113H18V104H17V107H14L13 108V106H12V104H13V101L10 103V100H8V99H6V98H8V96H9V94L10 93H12V94H10V95H14V93H15V95H17L16 94V91ZM55 90V91H54ZM60 90V91H59ZM63 90H64V92H69L70 93V95H69V93H63ZM100 90V91H99ZM104 90V91H103ZM117 90V91H116ZM51 91V92H50ZM58 91H59V93H58ZM95 91V92H94ZM99 91V93H101V91H103V95H98L97 96V94H99V93H97ZM119 91V92H118ZM141 91V92H140ZM144 91V92H143ZM181 91V92H182ZM195 91V92H194ZM25 92V93H24ZM106 92V93H105ZM149 92H152L151 94L149 93ZM190 92V93H189ZM193 92V93H192ZM218 92H217V94H215V97L214 98H212L211 99V101H213V100H215V101H213V103L214 104H216V103H219L218 101ZM256 92L257 91H255V94H256ZM23 93V94H22ZM57 93V94H56ZM95 93V94H94ZM115 93V94H114ZM135 93H136V96H135ZM137 93H139V94H137ZM54 94V95H53ZM55 94H56V96H55ZM91 94V95H90ZM95 96H94V95ZM132 94H134V95H132ZM191 94V95H190ZM22 95V96H21ZM92 95H93V97H92ZM117 95V96H116ZM119 95V96H118ZM198 95V96H197ZM257 95H258V93H257ZM106 96V97H105ZM194 96H196V97H194ZM216 96H217V98H216ZM57 97V98H56ZM102 97V98H101ZM112 97H113V100H111L112 99ZM117 97V98H116ZM190 97V98H189ZM259 97V96H258ZM257 97V101L260 103V100H259V98ZM53 98V99H52ZM97 98V99H96ZM108 98V100H104V99H107ZM122 98V100L120 101V99ZM131 98L133 99V100H131ZM138 98H139V101L137 102V100H138ZM142 98V99H141ZM144 98V99H143ZM158 98H162L161 96H158ZM193 98H195V99H193ZM13 99H15V97L13 98ZM99 99V101H97ZM103 99V100H102ZM188 100V102L186 101V100ZM208 99V98H207ZM247 101H246V103H250L249 104V106H251V105H253L254 104V101L253 100H251L252 99V96H248V97H246L245 98ZM3 100V101H2ZM64 100V101H63ZM78 100V101H77ZM92 101V102H90V101ZM110 100V101H109ZM171 100H173V99H171ZM170 100V101H171ZM15 101V100H14ZM56 101H58V103H60V101H61V103H63V105H62V107H61V109H60V107L59 108H55L54 109V106L53 105H56L57 103H56ZM63 101V102H62ZM65 101H67V102H65ZM71 101H73V102H71ZM93 101H95L96 102V104H95V102H93ZM106 101V102H105ZM112 101V102H111ZM117 101V102H116ZM170 101H168V102H170ZM206 102L207 104H205L204 102ZM91 104H90V103ZM105 102V103H104ZM110 102V103H109ZM131 102H132V104H131ZM149 102V101H148ZM187 102V103H186ZM65 103H67L66 105H67V107H66V105H65ZM252 103V104H251ZM93 104V105H92ZM95 104V105H94ZM110 104V105H109ZM118 104H120L121 106V110H123V111H121L120 110V112L121 113H119V114H117L116 115V109H118V108H120L119 107V105ZM123 104V105H122ZM134 104V105H133ZM146 104V105H145ZM195 104V105H194ZM197 104H198V106H197ZM11 105V106H10ZM48 105V106H47ZM98 105V106H97ZM107 105H109V106H107ZM131 105V106H130ZM132 105H133V107H132ZM140 105H141V108L139 109V107H140ZM189 105H191V109L189 108L190 106ZM204 105V106H203ZM118 106V107H117ZM124 106V107H123ZM207 108H206V107ZM245 106H247L246 104H245ZM254 106V107H253ZM252 107L253 108H255V105H253ZM51 107V111H52V109H53V111H52V113H51V111H50V108ZM69 107H70V109H69ZM72 107V108H71ZM76 107V108H75ZM84 107H85V111H84ZM87 107V108H86ZM103 107V108H102ZM130 107V110L129 111H127L126 112V110H128V108ZM193 107H195L194 109H193ZM197 107V108H196ZM198 107H200V109L198 108ZM252 107H249L250 108V110L251 111H253L254 109L252 108ZM79 108H80V110H79ZM111 108H108L107 110H110ZM116 108V109H115ZM123 108V109H122ZM131 108H133V110L134 109H136V110H139L138 111V120H136V118H135V115L133 116V119H132V116L130 117V115L132 114L133 115V112L131 111ZM218 108V107H217ZM60 109V110H59ZM75 109V110H74ZM82 109V110H81ZM89 109V110H88ZM187 109V110H188ZM74 110V111H73ZM79 110V111H78ZM88 110V111H87ZM200 110V111H199ZM204 110V111H203ZM243 110H246V111H248V109H247V107H246V109H243ZM56 111V112H55ZM57 111H59L58 113H57ZM75 111H77V113L75 112ZM91 111V110H90ZM89 111V112H90ZM97 111V112H98ZM99 111V112H100ZM251 111H248V112H250V113H252L253 114V112H251ZM46 112V113H45ZM82 112H84V113H82ZM98 112V113H99ZM141 112V113H140ZM130 113V114H129ZM46 114H48V115H46ZM202 114V115H201ZM204 114H205V116H206V119L204 120ZM66 115H67V117H66ZM200 115H201V118L203 119H200ZM46 116L48 117V118H46ZM78 116H79V119H78ZM109 116V115H108ZM73 117V118H72ZM82 117V118H81ZM102 117V116H101ZM241 117V118H240ZM146 118H147V120H146ZM149 118H151V119H149ZM15 119V120H14ZM69 119V120H68ZM132 119V121L130 122V120ZM195 119V120H194ZM46 120V121H47ZM66 120V121H65ZM116 120V119H115ZM49 121V120H48ZM91 121V122H90ZM201 121V122H200ZM213 121V120H212ZM67 122V123H66ZM68 122H70L69 124H68ZM88 122V123H87ZM136 122V123H135ZM23 123H24V120H23ZM26 123V122H25ZM48 123V122H47ZM74 123V124H73ZM87 123V124H86ZM99 123L101 124V125H99ZM129 123H132V125H133V127H135V129H133V132H131V134H130V127H129ZM145 123H147V124H145ZM172 123H174V122H172ZM172 123H171V126H172ZM201 123V124H200ZM16 124V125H15ZM19 124V125H18ZM27 124V123H26ZM70 124H73V125H70ZM81 124V126H79V125ZM86 124V125H85ZM106 124V123H105ZM122 124V125H123ZM136 124V125H135ZM143 124V125H142ZM196 124V125H195ZM199 124V125H198ZM225 124V123H224ZM13 125V126H12ZM142 126H143V128H142ZM200 126V127H199ZM206 126V125H205ZM204 126V127H205ZM219 126V127H220ZM17 127V128H16ZM192 127H194V128H192ZM242 127V128H241ZM19 128H21V130L24 132L25 131V133H23V135L22 134H20L19 135V133L21 132V130L19 129ZM42 128V127H41ZM41 128H39L38 129V131L40 132L41 131ZM47 128H48V133L50 134V130H51V126L48 124L47 125ZM76 128V129H75ZM99 128V129H98ZM217 128H218V130H217ZM228 129V130H225V129ZM98 129V130H97ZM125 129V130H124ZM127 129V130H126ZM195 129V130H194ZM200 130V131H198V130ZM214 129H215V131H214ZM240 129H242V130H240ZM246 129V130H245ZM249 129H251V130H249ZM16 130V131H15ZM43 130V129H42ZM85 130V131H84ZM176 130H178V131H176ZM183 132H182V131ZM188 130V132L189 133H191L192 131V133H191V135L188 133V132H186ZM196 130H197V132H196ZM217 130V131H216ZM20 131V132H19ZM27 131V132H26ZM72 131H74L75 132V134H74V132H72ZM80 133H79V132ZM91 131V132H90ZM173 131H176V132H173ZM179 131H181V132H179ZM184 131H185V133H184ZM191 131V132H190ZM213 131V132H212ZM226 131V132H225ZM242 133H241V132ZM78 132V133H77ZM85 132V133H84ZM136 132V133H135ZM212 132V133H211ZM216 132H218L217 134H215ZM220 132V133H219ZM225 132V133H224ZM244 132V133H243ZM73 133V134H72ZM76 133H77V135H76ZM94 133V134H93ZM175 133L177 134V135H175ZM181 133V134H180ZM193 133H196V134H193ZM214 133V134H213ZM260 134V135H256V134ZM40 134H43V131H41L40 132ZM83 134H85V135H83ZM128 134V135H127ZM133 134V135H132ZM174 134V135H173ZM189 134V135H188ZM248 134H249V136H248ZM71 135V136H70ZM73 135V136H72ZM81 135V136H80ZM83 135V136H82ZM125 135H127L126 137H125ZM180 135V136H179ZM194 135H196L197 136V139H196V137L194 136ZM220 135V136H219ZM224 135V136H223ZM228 135V136H227ZM230 135V136H229ZM241 135V136H240ZM254 135H256L255 136V138H254ZM21 136H23V139H22V137ZM80 136V137H79ZM99 136V137H98ZM129 136V137H128ZM179 136V139H177V137ZM184 136V137H183ZM188 138H187V137ZM226 136V137H225ZM240 136V137H239ZM250 137V140H249V138L248 137ZM259 138H258V137ZM82 137V138H81ZM85 137V138H84ZM88 137V138H87ZM120 137V138H121ZM174 137L176 138V139H174ZM186 137V138H185ZM218 137L220 138L219 139V141H218ZM224 137L226 138V141L224 140ZM233 137V138H232ZM237 137V138H236ZM55 138V139H54ZM75 138V139H74ZM80 138V139H79ZM98 140H97V139ZM101 138V139H100ZM195 138V139H194ZM207 138V137H206ZM231 138V139H230ZM248 138V139H247ZM254 138V139H253ZM262 138V139H261ZM54 139V140H53ZM82 139V140H83ZM134 139H135V137H134ZM182 141H181V140ZM184 139V140H183ZM196 140L195 142H194V140ZM222 139V140H221ZM234 139H235V141H234ZM239 139V140H238ZM259 140V142H260V144H261V147L262 148H260L261 150L259 151L258 149H259V146H260V144L258 143V140ZM261 139V140H260ZM26 140V141H25ZM28 140V141H27ZM77 140V141H76ZM174 140V141H173ZM178 140H180V143L178 144ZM187 140H189V142L187 141ZM190 140H192V142L190 141ZM229 140H231V142L229 141ZM239 142H246L247 144H248V146H247V144H245L244 143V145L245 146H247V148H248V150H250L251 152L249 153V155H250V157H246L245 158V160H246V165L247 166H245L241 161L242 160H240L239 161V158L238 159H235L234 160V158H235V156H234V152H236L238 149L237 148H235V146L237 145V142L238 141ZM7 142H9V140H6ZM99 141V143L97 144V142ZM127 141V142H126ZM138 141H142V140H140V139H136V142H138ZM186 141V142H185ZM216 141H217V143H216ZM220 141H221V143H220ZM228 141V142H227ZM248 141V142H247ZM26 142V143H25ZM68 142V141H67ZM92 142H94V143H92ZM113 141H111V142H106L105 144H111ZM170 142V143H169ZM202 141H200V143H201ZM215 142V143H214ZM225 142H226V144H225ZM253 142H254V144H253ZM23 143H25V144H23ZM91 143V144H90ZM182 143V144H181ZM196 145H195V144ZM219 143H220V145H219ZM228 143H229V145L231 146V147H229L228 148ZM259 145H258V144ZM104 144V145H105ZM128 144V145H127ZM131 144V145H130ZM174 144V146H172ZM194 146H193V145ZM234 144V145H233ZM250 144V145H249ZM55 145H57V147L58 148H55ZM64 145V146H63ZM74 144H72L71 146H73ZM89 145H88V143H87V147H89ZM167 145V146H166ZM170 145V146H169ZM185 145V146H184ZM254 145H256V148H254L255 146ZM48 146H53L54 148L53 149H55V151L54 150H52V152L50 151V150H48ZM166 146V147H165ZM169 146V147H168ZM188 148H187V147ZM200 146H201V144H200ZM200 146H199V151H200ZM213 146H215V147H213ZM226 146V147H225ZM251 146H252V148H251ZM45 147V148H44ZM141 149H140V148ZM148 149H147V148ZM151 147V148H150ZM169 149H168V148ZM173 147V148H172ZM177 147V148H176ZM209 147V148H208ZM217 147H220L222 150L221 151H216L215 149H217ZM41 148V149H40ZM63 148H65L64 150H65V155H64V157L62 158L59 154H58V152H57V150L56 149H59V150H61V151H63ZM166 150H165V149ZM170 148H172V149H170ZM204 148V149H203ZM207 150H206V149ZM237 149L236 151L234 150V149ZM251 148V149H250ZM24 149V150H23ZM138 149V150H137ZM141 150V152L142 153H139L138 151H140ZM145 149V150H144ZM150 149V150H149ZM191 149V150H190ZM227 149V150H226ZM231 149V150H230ZM122 150V151H121ZM134 150V151H133ZM143 150L145 151L144 153H143ZM166 152H165V151ZM181 152H180V151ZM206 150V151H205ZM226 150V151H225ZM233 150V151H232ZM255 150H258V151H255ZM263 150V151H262ZM13 151H16V150H13ZM68 151H70L71 152V154H67V152ZM147 151H149V152H147ZM188 151V152H187ZM191 151V155L189 154V152ZM230 151V152H229ZM254 151V152H253ZM132 152H134V153H132ZM146 152H147V154H146ZM161 152H164V153H161ZM178 152V153H177ZM180 152V153H179ZM209 152V153H208ZM211 152V153H210ZM216 152V153H215ZM218 152H220V153H218ZM221 152H222V154H221ZM226 152V153H225ZM229 152V153H228ZM260 154H259V153ZM24 153H25V155H24ZM52 153V154H51ZM176 153V154H175ZM192 153L194 154V155H192ZM199 153V152H198ZM202 153V154H201ZM208 153V154H207ZM212 153L214 154V155H212ZM228 153V154H227ZM232 153V155H231V160H233V161H235V162H233V161H231V160H229L228 159V156L230 157V154ZM29 154H31V153H29ZM137 154V155H136ZM149 154H150V156H149ZM151 154H153V155H158V157L156 158L155 156H152ZM205 154V155H204ZM217 154V155H216ZM225 156H224V155ZM259 154V155H258ZM68 155H70V156H72V157H68ZM79 155V156H78ZM161 155V156H160ZM202 155H203V158L204 157H206L207 158V155H208V158L206 159H202ZM210 155V156H209ZM236 156H237V154H235ZM255 155H257L259 158L260 157H262L261 159H259L260 160V162H259V160H258V157L257 156H255ZM260 155H262V156H260ZM25 156V157H24ZM47 156V157H46ZM75 156V157H74ZM144 156V157H143ZM145 156H147V157H145ZM195 156V157H194ZM219 156V157H218ZM46 157V158H45ZM52 157H53V159H52ZM86 157H89V155H87ZM168 158V159H165V158ZM214 157V158H213ZM216 157V158H215ZM220 157H221V159H223V161L221 162H219V160H221L220 159ZM232 157H234V158H232ZM253 157H255V158H253ZM50 158H51V161H50ZM61 158V159H60ZM74 159V160H71V159ZM81 158V159H80ZM115 158V157H114ZM113 158V159H114ZM141 158V159H140ZM198 158H199V160H198ZM210 158H211V160H210ZM227 158V159H226ZM237 158V157H236ZM253 158V159H252ZM21 161H20V160ZM59 159L61 160V162L59 161ZM75 159H80L79 160V164H80V169L83 167V162H84V159L86 160V162H85V167H87L86 165H88V168H87V171L85 172L84 170H85V168L84 169H82V170H80L79 168H78V172H71V173H67V172H70L69 171V169L70 168H72V167H74V165H75V163H77V161L75 160ZM113 159H111V161H110V163L111 164H114L115 163V161L113 162L112 160ZM190 159V161H189V163H188V160ZM192 159V160H191ZM194 159H195V161H194ZM201 159V160H200ZM254 159H255V161H254ZM263 159V161H261ZM44 160V161H43ZM49 160V161H48ZM56 160V161H55ZM66 160V161H65ZM162 160V163L160 164V161ZM168 160V161H167ZM172 160V161H171ZM175 160V161H174ZM229 160V161H228ZM257 160H258V162H257ZM58 161H59V163H58ZM73 162V163H71V162ZM164 161H166V163L164 162ZM201 161V162H200ZM231 161V162H230ZM250 161V162H249ZM25 162H26V164H25ZM54 164H53V163ZM70 162V163H69ZM100 162V161H99ZM137 162H140V164L139 163H137ZM170 162V163H169ZM195 162V163H194ZM197 162V163H196ZM204 162V163H203ZM210 162V163H209ZM217 162V163H216ZM230 162V163H229ZM233 162V163H232ZM255 162V163H254ZM41 163V164H40ZM50 163V164H49ZM60 164V166H61V164H63L61 167L58 165V164ZM169 163V164H168ZM214 163V165L216 166V167H218L217 169H218V171L217 172H219V174H224V175H222V176H224V177H222V176H213L214 178H213V180H212V184H210V188H209V190H211V194L209 193V197L207 198V200L205 201V202H200V200H198V199H196L197 198V196H195V193H197V189L199 188V186L201 185V183H200V180L202 181L203 180V178H206L207 179V177H208V174H209V171H208V169H209V166L211 165V164H213ZM225 163H227L228 164V166L226 165V167H225ZM253 163L255 164V166H257L258 164L260 165V163H261V165H260V167L257 169H255V168H253L252 169V166H253ZM256 163H258V164H256ZM263 163V164H262ZM14 164H15V166H14ZM40 164V165H39ZM56 164V165H55ZM66 164V165H65ZM136 164V166L134 167V165ZM166 164V165H165ZM208 164V165H207ZM231 164H233V165H231ZM5 165H7V166H5ZM39 165V166H38ZM53 165H55V167L53 166ZM70 165H71V167H70ZM97 165V166H96ZM126 166H127V163L125 164ZM143 165V166H142ZM160 165H161V167H160ZM231 165V166H230ZM235 165H236V167H235ZM252 165V166H251ZM9 166V167H8ZM38 166V167H37ZM43 166V167H42ZM47 166V167H46ZM48 166H51V167H48ZM64 166V167H63ZM82 166V167H81ZM94 166V167H93ZM198 166H200V167H198ZM250 166V167H249ZM0 167H2V165L0 166ZM34 168V170H33V168ZM68 167V168H67ZM233 167V168H232ZM239 167V168H238ZM245 167V168H244ZM250 168V170L249 169H246V168ZM26 168V169H25ZM49 168H51V171H55L54 169H61V171H62V175H55V174H53L51 171H50V169ZM116 168V167H115ZM131 168V169H130ZM133 168L135 169V170H133ZM189 168V169H188ZM229 168V169H228ZM244 168V169H243ZM91 169V170H90ZM92 169H93V171H92ZM136 169H138V170H136ZM188 169V170H187ZM222 169V170H221ZM36 170V171H35ZM130 170H132V171H130ZM155 170V169H154ZM153 170V171H154ZM187 170V171H186ZM192 170H194L193 172H192ZM201 170V171H200ZM231 170V171H230ZM253 171L254 173V175H257L258 177H260V179H261V184H260V189L259 190H257L256 192L255 191H252V193H251V191H247L246 189H247V187L245 186L244 188L243 187H241V191L238 189L237 190V188H236V186L234 187V184L235 183H237V181L239 180L238 179V175H239V173L242 171V173H247L248 171ZM255 170H257V172L255 171ZM16 171V170H15ZM14 171V172H15ZM38 171H39V173H38ZM44 171H46V172H44ZM66 171V172H65ZM88 171H90L91 173V175H89V173H88ZM188 171H189V173H188ZM224 171H225V173H224ZM28 172V173H27ZM35 172H37L36 174H35ZM83 172H85V173H83ZM96 172V173H95ZM119 172H120V170H119ZM138 172H139V174H138ZM163 172V173H162ZM200 172V173H199ZM217 172H216V175H217ZM227 172H229V174L227 173ZM261 172V173H260ZM33 173V174H32ZM107 173H111V172H107ZM127 173H125L123 176H125ZM154 174H156V172L154 171L153 172ZM192 173V174H191ZM227 173V174H226ZM260 173V174H259ZM8 174H5V175H3V176H5L6 178H7V176H8ZM82 174V175H81ZM87 174V175H86ZM95 174H100L101 175V177H100V175H95ZM159 173H158V175H160ZM202 174V175H201ZM204 174H205V176H204ZM233 174H235V175H233ZM259 174V175H258ZM27 175V176H26ZM30 175V176H29ZM43 175H45V176H43ZM84 175V176H83ZM95 175V176H94ZM113 175V176H112ZM157 175V174H156ZM191 175H193V176H191ZM195 175V176H194ZM229 176V182H233L232 183V186H226V184H224L223 186H222V183H221V180L223 181V179L226 177V176ZM231 175V176H230ZM261 175V176H260ZM63 176V177H62ZM77 176V177H76ZM81 176H83L82 178H81ZM89 176V178H87ZM94 176V177H93ZM122 176V177H123ZM146 176H148V175H144L143 174V178H144V180H150L151 179V177L150 176H148V177H146ZM177 176V177H178ZM188 178H187V177ZM235 176V177H234ZM30 177V178H29ZM40 177H44V179H42L41 180V178ZM99 177V178H98ZM121 177V178H122ZM178 177V178H179ZM191 177H192V179H191ZM263 177V178H262ZM53 178V179H52ZM59 178V179H58ZM94 178V179H93ZM107 178V179H106ZM117 178V179H118ZM187 178V179H186ZM219 178V179H218ZM221 178V179H220ZM28 179H29V181H28ZM40 179V180H39ZM47 179V180H46ZM48 179H50V180H48ZM55 179V180H54ZM63 179H64V181H65V183H64V181H63ZM79 179V180H78ZM101 179V180H100ZM138 179H140V178H138ZM74 180V181H73ZM75 180H76V182H75ZM95 180V181H94ZM108 180H109V182H108ZM141 180V179H140ZM197 180V181H196ZM216 181V183H219L218 185L215 183L214 184V182ZM218 180H220V181H218ZM225 180V179H224ZM6 181V180H5ZM73 181V182H72ZM104 181V182H103ZM107 181V182H106ZM187 181H189L190 183H189V186H184V184L187 182ZM38 182H40V183H38ZM43 182H45V183H43ZM55 182H56V184H55ZM148 182V181H147ZM175 182V181H174ZM173 182V183H174ZM203 182V181H202ZM3 183H5V182H3ZM33 183V182H32ZM41 183H42V185H41ZM50 183V184H49ZM58 183H60V184H58ZM62 183V184H61ZM65 185H64V184ZM149 183V182H148ZM171 183V182H170ZM172 183V184H173ZM175 183H177V182H175ZM182 183H183V185H182ZM193 183V184H192ZM198 183V184H197ZM1 184V183H0ZM6 184H8V179H7V181H6ZM49 184V185H48ZM68 184L70 185V188H68ZM213 184H214V186H213ZM33 185V184H32ZM48 185V186H47ZM51 185V186H50ZM62 185L64 186V187H62ZM127 184H125L124 186H126ZM130 185H133V184H130ZM217 185V186H216ZM3 187H1L0 186V195H1V198H3L2 196V191L5 189V187H6V185L4 184V185H2ZM42 188H41V187ZM123 186V187H124ZM128 186L129 185H127L126 187H125V192H129L130 191V189H128ZM183 186V187H182ZM213 186V187H212ZM227 187V189H228V191L230 192V194L228 193L227 195H225L226 193L225 192H223L221 189L222 188H226ZM262 186V187H261ZM99 187H101V188H99ZM157 187V186H156ZM171 187H169L168 185L166 186V188H164L166 191L169 189V188H171ZM185 187H187V188H185ZM28 188V187H27ZM33 188H34V186H33ZM62 188H63V193H61L62 191ZM68 188V189H67ZM104 189V192L103 191H101V190H103ZM108 188V189H107ZM178 190H177V189ZM181 188V189H180ZM192 188V189H191ZM196 188V189H195ZM214 190V191H212V189ZM231 188V189H230ZM70 189V190H69ZM191 189V190H190ZM194 189V190H193ZM233 189H236V190H234V192H232L233 191ZM262 189V190H261ZM33 190H35V188L33 189ZM53 190V189H52ZM177 190V191H176ZM185 190V191H184ZM187 190V191H186ZM216 190V191H215ZM66 191V192H65ZM98 191H99V193H98ZM183 191V192H182ZM235 191H238V192H236L235 193ZM247 193H249L248 194V197H247V194H245L246 192ZM60 193V194H57V193ZM88 192V193H87ZM100 192H103V193H100ZM106 192H108V194H106ZM117 192L119 193V191L117 190ZM177 192H178V194H177ZM210 192V191H209ZM216 192V193H215ZM255 192V193H254ZM261 194H260V193ZM8 193H11V190H8ZM67 193V194H66ZM69 193H71V195L69 194ZM185 193V194H184ZM187 193V194H186ZM254 193V194H253ZM91 196V198H90V196H89V198H88V196ZM99 194H101V195H99ZM184 194V195H183ZM189 194V195H188ZM192 194V195H191ZM222 194V195H221ZM232 194V195H231ZM244 194V195H243ZM253 194V195H252ZM62 195V196H61ZM68 195H70L69 197H68ZM178 195H179V197H178ZM237 195H239V196H237ZM246 195V196H245ZM257 195H258V197H257ZM263 195V196H262ZM25 196H27V195H25ZM59 196H60V198H59ZM86 196V197H85ZM222 196V197H221ZM226 196V197H225ZM235 198H234V197ZM58 197V198H57ZM158 199H156V198ZM178 197V198H177ZM185 197V198H184ZM246 197V198H245ZM69 198V199H68ZM71 198V199H70ZM73 198V199H72ZM77 198V199H76ZM86 198V199H85ZM93 198V199H92ZM100 198H101V200H100ZM103 198H105V203L103 202L104 201V199ZM194 198V199H193ZM237 198V199H236ZM252 198V199H251ZM63 199V200H62ZM95 199V200H94ZM103 199V200H102ZM110 199V200H109ZM116 199V200H115ZM155 199V200H154ZM190 199V200H189ZM236 199V200H235ZM1 200V199H0ZM28 200V199H27ZM94 200V201H93ZM99 200V201H98ZM132 200V199H131ZM160 200V201H159ZM183 200H185L186 202H184ZM238 200V201H237ZM245 200V201H244ZM4 201V200H3ZM3 201H1V202H3ZM102 201V203H104V204H106V205H103V204H101L100 202ZM117 201H119V202H117ZM152 201V202H151ZM158 201V202H157ZM194 201V202H193ZM208 201V202H207ZM224 201V202H223ZM235 201H236V203H239V204H241L240 206V209H238V206L235 204ZM94 202V203H93ZM96 202H98V203H96ZM107 202V203H106ZM112 202H113V204H112ZM139 203V202H138ZM137 203V204H138ZM213 203V204H212ZM225 203V204H224ZM228 203V204H227ZM231 203V204H230ZM232 203H233V205H232ZM252 203V204H251ZM96 204H97V206H96ZM112 206H111V205ZM114 204H116L117 205V207H121V208H123V209H125V210H127L128 212L127 213H125L124 215H122V214H120V215H122L121 217H122V219L121 218H117V219H114V220H112V221H109L108 219H107V214H112L113 212H115V210H116V208L114 207L115 205ZM122 204H124V206L122 205ZM152 204V205H151ZM153 204H155L154 206H153ZM182 204H183V206H182ZM184 204H188V206H187V208L185 207V205ZM190 204V205H189ZM220 206H219V205ZM227 204V205H226ZM251 204V205H250ZM69 205V206H68ZM100 205V206H99ZM108 205V207H106ZM198 205V206H197ZM200 205V206H199ZM205 205V206H204ZM217 205V206H216ZM94 206V207H93ZM103 208H102V207ZM157 206V207H156ZM202 206V207H201ZM222 206V207H221ZM225 206H228V207H226L225 208ZM232 206H234L233 208H234V210H233V208H232ZM246 208H245V207ZM255 206H256V208H255ZM71 207V208H70ZM81 207V208H80ZM97 207V208H96ZM107 209H106V208ZM192 207H194V208H192ZM197 207H199V208H197ZM201 207V208H200ZM250 207V208H249ZM74 208V209H73ZM183 208H185V209H183ZM190 208H191V210H190ZM203 208V209H202ZM211 210H210V209ZM32 208H31V206H29V210H31ZM81 209V210H80ZM104 209V210H103ZM147 209V210H146ZM161 209V210H160ZM197 209V210H196ZM203 211H201V210ZM210 211H209V210ZM219 210V211H217V210ZM224 209V210H223ZM245 209V210H244ZM72 210V211H71ZM74 210V211H73ZM94 210V211H93ZM186 210V211H185ZM188 210V211H187ZM192 210H194V211H192ZM205 210V211H204ZM227 210V211H226ZM232 210V211H231ZM241 210V211H240ZM89 211V212H88ZM101 211V212H100ZM184 211V212H183ZM225 211V212H224ZM87 212V213H86ZM193 212V213H192ZM207 214H206V213ZM216 212H218L217 214H216ZM238 212V213H237ZM240 212V213H239ZM245 212V213H244ZM93 213H98V214H100L99 215V218L96 220H94L93 219V217H92V215H93ZM199 213V214H198ZM202 213V214H201ZM221 215H220V214ZM251 213V214H250ZM103 214V215H102ZM143 214V215H142ZM147 214V215H146ZM193 214V215H192ZM201 214V215H200ZM211 214V215H210ZM227 214H228V216H227ZM236 214V215H235ZM90 215V216H89ZM119 215V216H120ZM132 215V216H131ZM227 217H226V216ZM262 217H261V216ZM77 216H78V218H79V220H78V218H77ZM106 216V217H105ZM141 216H143L142 218H141ZM145 216V217H144ZM149 216V217H148ZM152 216V217H151ZM178 216V217H177ZM196 216V217H195ZM199 218H198V217ZM210 216V217H209ZM212 216V217H211ZM232 216H234V219H233V217ZM239 216H241V218H238ZM250 216V217H249ZM91 217V218H90ZM106 219H105V218ZM138 217V218H137ZM151 217V218H150ZM203 217V218H202ZM208 217H209V219H208ZM217 217H219V219L217 218ZM224 217V218H223ZM226 217V218H225ZM236 217L238 218V220H239V222L237 223V219H236ZM245 217H247V222H250V221H252V222H250L249 223V225H251V227L253 226V223H254V227H253V229H254V231L252 232V235H253V237H251L250 238V240L248 239V238H246V237H248V235L246 236L245 234H244V232H242V230H241V227L243 226V222L244 221H246V219H245ZM259 217H261V218H259ZM104 218V219H103ZM125 218V219H124ZM132 218H134V219H132ZM136 218V219H135ZM145 219V221H144V219ZM173 218V219H172ZM197 218V219H196ZM229 218H230V220L231 221H229ZM86 219V220H85ZM120 219V220H119ZM141 219H143V220H141ZM192 219H193V221H192ZM206 219H208V221H206ZM255 219L257 220V222L255 221ZM85 220V221H84ZM115 220H119V221H115ZM123 220V221H122ZM136 222H135V221ZM209 220H210V222H209ZM214 220V221H213ZM225 220V221H224ZM254 220V221H253ZM80 221V222H79ZM82 221V222H81ZM113 221H115V222H113ZM129 221L132 223V224H134V225H130V226H128L129 228H127V230L125 229L126 227V225H127V222L129 223ZM146 221V222H147ZM182 221V222H181ZM196 221V222H195ZM200 221V222H199ZM233 221V222H232ZM260 221V222H259ZM212 222V223H211ZM215 222V223H214ZM227 222V223H226ZM229 222H231V224L229 223ZM77 223V224H78ZM118 225H117V224ZM124 223V224H123ZM136 223V224H135ZM170 223H171V225H170ZM189 223V224H188ZM93 224V225H92ZM97 225V226H96ZM112 225H114V226H112ZM190 225V226H189ZM196 225V226H195ZM206 225V226H205ZM218 225V224H217ZM233 225H236L235 227L233 226ZM75 226V225H74ZM121 226V227H120ZM123 226V227H122ZM170 228H169V227ZM230 226H231V228H230ZM116 227H117V229H116ZM171 227H172V229H171ZM181 227V228H180ZM196 227V228H195ZM114 228L116 229V230H114ZM168 228V229H167ZM197 229H198V231H197ZM77 230V229H76ZM109 230H111V231H109ZM113 230V231H112ZM171 230H174V232H172ZM194 230V231H193ZM125 231V233H123ZM169 231V232H168ZM196 232L195 233V235H192L191 236V238H190V232ZM110 232V233H109ZM112 232H114V233H112ZM116 232V233H115ZM183 232H185V233H183ZM189 234H188V233ZM210 232V233H209ZM233 232V233H232ZM87 233V232H86ZM85 233V236L88 234H86ZM165 233V234H164ZM171 233H172V235H171ZM178 233V234H177ZM179 233H180V236H179ZM203 233H206V235L205 236H201ZM105 234V235H104ZM168 234V235H167ZM185 234V235H184ZM198 234V235H197ZM229 234H227L228 236H230ZM242 234V235H241ZM108 235V236H107ZM110 235H113V236H110ZM110 236V237H109ZM171 236V237H170ZM217 236V235H216ZM236 236V237H235ZM244 236V237H243ZM246 236V237H245ZM109 237V238H108ZM112 237V238H111ZM168 237V238H167ZM179 237V238H178ZM201 237V238H200ZM250 237V236H249ZM109 240H108V239ZM119 238V239H118ZM164 238H166V240H164ZM182 238V239H181ZM190 238V239H189ZM233 238H230V240H232ZM244 238L246 239V240H244ZM255 238V239H254ZM202 239V240H203ZM247 239L249 240V241H247ZM122 240H124L123 242H122ZM182 240V241H181ZM114 241V242H113ZM126 241V242H125ZM128 241V242H127ZM246 243H245V242ZM125 242V243H124ZM169 242V243H168ZM183 242V243H182ZM209 242V241H208ZM251 242H252V244H251ZM120 243H123V244H120ZM167 243V244H166ZM248 243V244H247ZM254 243V244H253ZM256 243H257V245H256ZM103 245H104V243H102ZM170 244V245H169ZM102 245V246H103ZM118 245V246H117ZM128 245V246H127ZM154 245H157L158 246V248L160 249V244L159 243H155ZM179 245V246H178ZM188 245V246H187ZM229 245V244H228ZM122 246V247H121ZM178 246V247H177ZM181 246V247H180ZM254 246V247H253ZM258 246V247H257ZM131 247V248H130ZM146 247V246H145ZM168 247V248H169ZM258 249H257V248ZM261 247V248H260ZM97 248H98V246H97ZM210 249L211 250H213V248L210 246ZM170 249H168V251H169ZM182 250H183V252H182ZM185 250V251H184ZM100 254H101V252L99 251V249L97 250ZM167 251V252H168ZM240 251H241V253H240ZM86 253L85 254H87L88 256H89V260H90V262H91V264H92V262H93V264H94V262H95V264H104L103 262H101L102 260H100V259H102L104 256H102V258H101V256L100 255H95V254H93L92 253V251H90V250H86L85 251ZM92 253L91 255H94L95 257L93 258V257H91L90 256V253ZM215 252V251H214ZM262 252V253H261ZM158 253V252H157ZM171 252H169V254H170ZM218 253V252H217ZM261 253V254H260ZM140 254V253H139ZM139 254H136L139 258L141 257V255H139ZM165 254V253H164ZM164 254L162 255V257L163 258H165L166 257V254H165V256H164ZM183 255V256H184ZM263 255V256H262ZM77 255H74V256H72V257H70L71 258V260H69V262H67V264H79V261H78V257H76ZM87 256V257H88ZM100 256V257H99ZM224 256H226L227 257V255H225V254H220V258L222 259V260H224V262H228V263H230L229 262V260L230 259H228V260H226L227 258H224L223 259V257ZM74 257V258H73ZM90 257H91V259H90ZM96 257H98V258H96ZM261 257V258H260ZM76 258V259H75ZM122 258H123V256H122ZM96 259V260H95ZM104 259V258H103ZM126 259V258H125ZM124 259V260H125ZM166 259L167 258H165V259H163V260H165L166 261ZM188 259H190V261H192L193 262V264H195V262H196V264H198L199 262V260L197 259V258H193V256L191 257H188L187 259H185V260H188ZM200 259V258H199ZM242 259V260H241ZM261 259V260H260ZM98 260V261H97ZM105 260V259H104ZM196 260V261H195ZM198 260V261H197ZM126 264H132L131 262L130 263H128V259H126ZM130 261V260H129ZM214 262L215 261H217V260H213ZM242 261V262H241ZM134 263V262H133ZM218 263V262H217ZM136 264H140V263H136ZM200 264V263H199ZM221 264H224V263H221ZM233 264H235V262L233 263Z\"/></svg>",
    "mask_w": 264,
    "mask_h": 264
}]
</instances>
